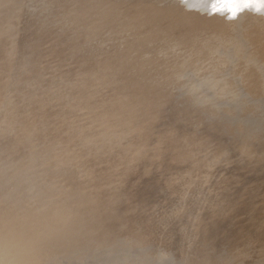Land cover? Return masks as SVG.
I'll list each match as a JSON object with an SVG mask.
<instances>
[{
    "label": "bare ground",
    "instance_id": "bare-ground-1",
    "mask_svg": "<svg viewBox=\"0 0 264 264\" xmlns=\"http://www.w3.org/2000/svg\"><path fill=\"white\" fill-rule=\"evenodd\" d=\"M19 1V0H18ZM27 1H30V0H27ZM27 1L25 3H27ZM52 1V0H50ZM57 1V0H56ZM60 1V0H59ZM91 1V0H90ZM89 0H83L82 3L80 4V6L77 8L76 11H74V13H71V14H68L70 15V18H71V23L74 24L75 26H79L80 24L83 26V23H86L85 26H83V33H82V36H83V39L85 40H88V36L92 35V34H98L100 33V31L102 29H111L114 33L116 32H120L122 30H127V29H130L131 27H133L135 24H137V22H139V20L143 17V9H142V6L141 5H138L137 7H131L127 2H123V1H118V2H114V1H110V0H106L105 2L103 3H99L98 5H93L90 3ZM193 2L190 3V8H192V11H202L203 9H206L208 12H209V7L211 6L212 7V10H210L212 14V16L214 17H217L219 16L218 14H221L223 13L225 15V17H228L229 16H233V13L235 12L237 14L238 11H243L244 10V13H247V14H253L254 12L258 13L256 11L257 8L261 9V11H263L262 9L264 8V0H192ZM24 1H21L20 3H22ZM39 3V1H37ZM42 2V1H41ZM66 2V1H65ZM68 2V0H67ZM73 2V1H72ZM71 2V3H72ZM81 2V1H80ZM19 3V5H20ZM33 3V2H32ZM30 3V4H32ZM36 4V5H39V4ZM49 3V2H48ZM47 3V4H48ZM63 3V1H62ZM69 3V2H68ZM77 3V2H76ZM28 4V3H27ZM35 4V3H34ZM42 4V3H41ZM46 4V3H44ZM55 4V2H54ZM70 4V3H69ZM73 4H75L73 2ZM72 4V6H73ZM35 5V6H36ZM49 5V4H48ZM156 6H158L157 4H155ZM23 6V5H22ZM45 7V5H43ZM52 6V5H51ZM50 6V7H51ZM70 6V5H69ZM71 6V7H72ZM75 6V5H74ZM26 7V6H25ZM24 7V8H25ZM23 9V7H21ZM27 8V7H26ZM29 8V7H28ZM32 8V7H31ZM34 9V8H32ZM37 8V7H36ZM40 8V7H38ZM46 8V7H45ZM47 8H49V6H47ZM46 8V9H47ZM70 8V7H68ZM73 8V7H72ZM75 8V7H74ZM73 8V9H74ZM144 8V7H143ZM66 10H68L67 8H65ZM24 11L28 10V9H23ZM36 10V15L37 16V10L38 9H35ZM34 10V11H35ZM48 10V9H47ZM70 10V9H69ZM24 11H23V14H24ZM25 11V13H26ZM33 11V10H32ZM33 11V13H34ZM46 11V10H45ZM50 11V9H49ZM72 11V9H71ZM22 11H20L19 14H21ZM29 13V11H28ZM44 13V11H43ZM42 11H41V15L43 14ZM68 13V11H67ZM66 13V14H67ZM227 13V14H225ZM21 15L24 17V15ZM32 14V13H31ZM39 14H40V11H39ZM38 14V16H39ZM48 14V13H47ZM56 14V13H55ZM65 14V15H66ZM165 16H167L171 21H173L174 23L180 25V24H184L187 22V20H190L189 18H186L182 21H180L179 17L171 14L170 12H165L163 13ZM30 15V14H29ZM46 15V14H45ZM20 16V17H21ZM26 16H28V14H26ZM25 16V18H26ZM35 16H31L30 17H35ZM37 16V17H38ZM210 16V17H212ZM40 17V16H39ZM43 17L45 16H42V19ZM52 17V16H51ZM54 17V16H53ZM29 18V17H27ZM46 18V17H45ZM48 18V17H47ZM59 18V17H58ZM58 18H54V19H58ZM33 19V18H32ZM38 19V18H37ZM37 19L34 18L33 21H36ZM52 19V18H51ZM50 18H48V20L52 21ZM69 19V17L67 18ZM21 20H23V18H21ZM29 21L31 19H28ZM41 21V19H38V21ZM45 20V19H44ZM70 20V19H69ZM69 20L67 22H69ZM26 21V20H24ZM37 21V22H38ZM47 22V20H45ZM60 21V19H59ZM64 21V20H63ZM65 21H66V18H65ZM226 20L222 21V22H225ZM23 22V21H22ZM49 22V21H48ZM53 22V21H52ZM145 24L144 26L148 23V20L147 18H145ZM25 23V22H23ZM22 23V24H23ZM27 23V22H26ZM55 23V22H53ZM57 23V21H56ZM55 23V25H56ZM144 23V22H143ZM154 23V21H153ZM31 24V23H30ZM33 24V23H32ZM37 24V23H36ZM42 24V23H41ZM58 24V23H57ZM68 24V23H67ZM149 24V23H148ZM147 24V25H148ZM24 25V24H23ZM26 25V24H25ZM24 26H20V30L22 31L23 27ZM49 25V24H48ZM53 25V24H52ZM63 25V24H61ZM61 25H59L61 27ZM162 25V24H161ZM29 26V25H28ZM31 26V25H30ZM34 26H35V22H34ZM38 26V25H37ZM41 26H45V22L44 24H42ZM40 26V27H41ZM72 26V25H71ZM70 26V27H71ZM76 26V27H77ZM80 26V27H82ZM139 26V25H138ZM27 27V26H26ZM46 27H49L46 25ZM57 28V25L55 26ZM63 27V26H62ZM74 27V26H72ZM78 27V28H80ZM150 27V25H149ZM17 28H18V2L16 0H0V264H59L58 260L61 259V262H62V259H64V257L62 256H65L66 260L64 263L66 264H82L83 262H86V260L83 261V258H85L86 256L89 255L90 257V252L91 251H101L102 249L104 250V248L106 247H109V246H106V242H109L110 239L109 238H114V236H116L117 234H120V233H124V232H131L133 230V226H136L137 225H141L142 224V221L140 222V224H137V219L138 217H140L138 214H140L139 212H141V214L145 211H142L138 209L140 208H137L140 205H142V203H139L137 206L134 204L135 201L137 200V197L134 198L133 196H136L137 195V192H136V189H135V192L136 194L134 195V193L132 192L131 194V189H133L134 187H131L126 185V182H129V175L127 176V173L126 172L128 170V167L126 168V165L128 166L130 162L126 161L128 159H126V157H131L132 154L131 153V156H127L129 154V152H135L137 151L138 154H145V153H151V151L149 149L150 146L152 147V145L154 146L153 147V150L156 148H160L161 145H166L167 147H165V150L167 151L166 148L169 149V155L172 153H174L175 155L179 154L181 155H184L182 152V148H186L184 146H180L182 148L179 147V144L178 142L176 143V139H179V138H176V136H173L171 138H168L166 139V137H164L162 134H158V132L160 131H155L154 133H152V129H155L153 128L154 126V120L156 121V116L153 112L154 106H151L150 103L152 104H155V99H157L159 96V92L160 90H157L155 89V87L146 82L145 84L141 83L140 81H138L137 79L135 78H132L131 77V73L130 71L134 70L136 71V66H137V60H138V53L139 51L134 48L136 46H130L127 48L126 52H123L119 55H117V57H114V58H107V59H103L102 61H100L97 65H92V64H96L94 61H92V64L90 65L91 66H98V67H95L97 68V73L96 71H94L92 68H89L90 71L92 72H88L87 70L89 69H83V74L81 75H78L77 73H81L77 70V68H74L73 70V75L75 76H71L72 78L70 79L69 77V81H68V77H67V82L64 81V78L62 81L66 82V83H63L62 85V82L60 81L62 78H60V80H58L56 77L54 78L55 80L57 79L58 81H60L58 83L54 81V82H46L45 86L47 85V89L48 90H45L43 89V91H48L46 93H49V95H42L39 90V92H37L39 95L38 96H35V98H31V97H27V95H29V92H31V87L30 85H32L33 83L38 85L39 82H40V73L43 72V70H46L44 71L42 74H44L45 72H50V67L54 68L53 70H59L60 67H62L64 65V63L70 58H68L66 55H65V52L62 48H64L63 45H65V39L66 37H63V35L59 36L58 34H53L51 32L50 29H47V28H41L42 30L39 29L38 27V30L37 31H41V32H38V33H32V34H35L34 37L30 40L29 37H28V40H29V43L26 42V45H24V47L22 46V42L23 40H19L17 39V34L19 33L17 31ZM34 28V27H33ZM54 28V27H53ZM59 28V27H58ZM152 28V27H151ZM149 28V29H151ZM161 29L157 28L156 29V32L157 33H160V32H163V33H166V35L169 34V32L165 29V28H162L160 27ZM29 29V28H27ZM31 29V28H30ZM37 28H35L36 30ZM68 29V28H66ZM148 29V28H147ZM146 29V30H147ZM19 30V31H20ZM33 30V29H31ZM55 30V29H54ZM58 30V29H57ZM63 30V29H62ZM70 30V29H69ZM80 29H77L76 31L77 32H80L78 31ZM29 31V30H28ZM34 31V30H33ZM67 31V30H66ZM72 29H71V36L74 35V33H72ZM75 31V32H76ZM150 31V30H149ZM255 31V30H254ZM26 33H28L27 31H25ZM35 32V31H34ZM61 32V31H59ZM64 32V31H63ZM74 32V31H73ZM52 33V34H51ZM103 33V32H102ZM111 33V32H110ZM152 33V32H151ZM150 33V34H151ZM248 33L250 35L254 34L253 31H248ZM25 34V33H24ZM70 34V32L68 33V35ZM78 34V33H76ZM81 34V33H80ZM106 34V33H104ZM145 34V33H144ZM153 34V33H152ZM156 34V33H155ZM180 34V33H179ZM187 34V33H186ZM23 35V34H22ZM31 35V34H30ZM184 35V34H183ZM191 35V34H189ZM19 36V35H18ZM25 36V35H24ZM76 36V35H75ZM75 36H72V37H75ZM147 36V35H146ZM161 36V34H160ZM31 37V36H30ZM63 37V38H62ZM69 37V36H68ZM78 37V36H77ZM93 37V36H91ZM90 37V38H91ZM108 37V36H107ZM122 37V36H120ZM119 37V38H120ZM148 37H149V34H148ZM163 37V35H162ZM175 37V36H174ZM237 37L240 38V35H238ZM19 38H21L19 36ZM70 38V37H69ZM68 38V39H69ZM80 38V37H79ZM82 38V37H81ZM109 38V37H108ZM117 39V37H115ZM151 38V37H150ZM153 38V37H152ZM159 38V37H158ZM164 38V37H163ZM162 38V39H163ZM250 42L252 41H255L256 40V36L254 35V37H250ZM22 39V38H21ZM67 39V38H66ZM67 39V40H68ZM72 39V38H71ZM78 39V38H77ZM122 39V38H121ZM161 39V37L159 38ZM158 39V41H159ZM172 39V38H171ZM178 39V38H177ZM186 39V38H185ZM196 39V38H195ZM233 39V38H232ZM66 40V42H67ZM85 40V41H86ZM92 40V39H91ZM109 40V39H108ZM150 40V39H149ZM148 40V41H149ZM179 40V39H178ZM197 40V39H196ZM235 40V41H234ZM73 41H74V38H73ZM77 41V40H76ZM83 41V42H85ZM164 41V40H163ZM163 41H160V42H163ZM168 41V40H167ZM172 41V40H171ZM170 41V42H171ZM70 42V41H69ZM82 42V41H81ZM197 42V41H196ZM229 42V41H228ZM232 43L230 44V48L232 49L231 51H235L237 50L238 48H243L244 46V37H242V39H233L231 41ZM243 42V43H242ZM71 43V42H70ZM74 43V42H73ZM90 43V42H89ZM101 43V42H100ZM148 43V42H147ZM225 43V42H224ZM86 44V43H84ZM91 44V43H90ZM150 44V43H149ZM179 44V43H178ZM185 44V43H183ZM223 44V43H222ZM227 44V43H226ZM152 45V44H151ZM151 45H146V46H150L152 47ZM191 47H194L193 50H195L194 52L201 56V57H205L207 55V52L209 51V47L207 44L205 43H197V45H193V43L190 44ZM68 46V45H67ZM99 46V44H98ZM182 46V45H181ZM186 46V45H185ZM187 46L189 47V43H187ZM149 47V48H150ZM155 47V48H154ZM163 47V46H162ZM77 45L73 48H70L72 49L74 52L77 51ZM84 48V47H83ZM96 48H99L97 47L96 45ZM106 48V47H105ZM147 48V47H146ZM154 49H157L156 45L153 46ZM228 48V47H227ZM230 48H228V50H230ZM80 49V48H79ZM92 49V48H91ZM152 49V48H151ZM161 49V48H160ZM159 49V50H160ZM185 49V48H184ZM81 50V49H80ZM165 50V48L163 49ZM191 50V49H190ZM70 51V50H69ZM88 51V50H87ZM104 51V50H103ZM121 50H118V51H114L113 52H119ZM162 51V50H161ZM184 51V50H183ZM189 51V50H188ZM192 51V50H191ZM227 51V50H226ZM66 52H68V50H66ZM95 52H99V51H95ZM102 52V51H101ZM108 52V51H106ZM138 52V53H137ZM145 52V51H144ZM152 52V51H151ZM163 53H165L164 51H162ZM181 52V51H180ZM73 53V52H72ZM79 53V52H78ZM100 53V52H99ZM116 53V54H117ZM154 53V51H153ZM213 53V52H212ZM225 53V52H224ZM94 54V53H93ZM114 54V53H112ZM192 54V53H191ZM195 54V56H196ZM94 55H98V54H94ZM92 55V56H94ZM107 55V54H106ZM182 55V53H180V56ZM188 55V54H187ZM214 55V54H212ZM211 55V57H212ZM253 53H250L246 59H251L253 57ZM73 56V55H72ZM76 56V55H75ZM74 56V57H75ZM78 56V54H77ZM76 56V57H77ZM99 56V55H98ZM100 56H103V55H100ZM99 56V57H100ZM108 56V55H107ZM149 56V55H148ZM165 56V55H164ZM179 56V58H180ZM189 56V55H188ZM224 56V55H223ZM80 56H78L79 58ZM106 57V56H105ZM158 58H160V56H157ZM192 57V56H191ZM194 57V56H193ZM216 57V56H214ZM232 57V56H231ZM230 57V58H231ZM256 57V56H255ZM73 58V57H72ZM95 58V57H94ZM97 58V56H96ZM178 58V59H179ZM199 58V57H198ZM75 59V58H74ZM77 59V58H76ZM99 59V58H98ZM173 59V58H172ZM194 59V58H193ZM197 59V57H196ZM195 59V60H196ZM204 59V58H203ZM207 59V58H206ZM205 59V60H206ZM212 59V58H211ZM73 60V59H72ZM82 60H83V57H82ZM95 60V59H94ZM156 61V58L154 59ZM159 60V59H157ZM186 60V59H185ZM192 60V58L190 59ZM204 60V62H206ZM216 60V59H215ZM214 60V61H215ZM229 60V59H228ZM69 61V60H68ZM76 61V60H75ZM78 61V60H77ZM88 61V60H87ZM146 61V60H145ZM150 62L148 63H155L154 61L151 62V58L150 60H148ZM161 61V60H159ZM173 61V60H172ZM187 61V60H186ZM198 61V60H196ZM71 62V60H70ZM83 62V61H82ZM85 62V61H84ZM83 62V63H84ZM158 62V61H157ZM180 62V60H179ZM178 62V63H179ZM191 62V61H190ZM190 62H180V64L182 63H185V66H189V63ZM233 62V61H232ZM147 63V62H145ZM144 63V64H145ZM159 63V62H158ZM161 63V62H160ZM89 64V63H87ZM156 64V63H155ZM187 64V65H186ZM192 64V63H191ZM190 64V65H191ZM204 64V63H203ZM202 64V66H203ZM69 65V64H67ZM78 66V64H76ZM81 65V64H79ZM142 65V63H141ZM147 66V64H145ZM207 65V64H206ZM71 66H72V63H71ZM70 66V67H71ZM74 66V65H73ZM87 65H85L86 67ZM150 66V65H149ZM155 66V65H154ZM184 66V67H185ZM194 66V64L192 65ZM241 66V65H240ZM66 67V66H65ZM69 67V68H70ZM76 67V66H75ZM148 67V66H147ZM152 67V66H151ZM177 66L175 67V71H177ZM182 67V66H180ZM191 67V66H190ZM188 67V68H190ZM196 67V66H194ZM208 67V66H207ZM212 67V66H211ZM243 67V66H242ZM94 68V69H95ZM143 68V67H142ZM174 68V67H173ZM177 68V69H176ZM187 68V69H188ZM200 68V67H199ZM62 69L64 70V67H62ZM66 70L68 69L65 68ZM76 69V70H75ZM92 69V70H91ZM144 69H145V66H144ZM143 69V71H144ZM239 69V68H238ZM237 69V70H238ZM52 70V69H51ZM71 70V68H70ZM81 70V69H80ZM148 70V69H147ZM179 70V69H178ZM191 71L193 70L192 68L190 69ZM210 71V69H208ZM61 70H59L60 72ZM78 71L76 74H74V72ZM189 71V69H188ZM190 71V72H191ZM194 71V70H193ZM196 71V70H195ZM197 71H198V68H197ZM204 71V70H203ZM219 72H221L220 70H218ZM242 71V70H241ZM53 72V71H52ZM55 72V71H54ZM53 74H57V72H55ZM62 72V71H61ZM60 72V73H61ZM155 72V71H154ZM173 72V71H172ZM171 72V74H173ZM206 72V70H205ZM223 72V71H222ZM229 72V71H228ZM239 72V71H238ZM237 72V73H238ZM68 73V72H67ZM65 73V74H67ZM71 73V72H69ZM157 73V72H155ZM168 73V72H167ZM179 73V72H178ZM185 73V72H184ZM182 72V74H184ZM201 72L199 73H196V75H199ZM203 73V72H202ZM201 73V74H202ZM208 73V72H207ZM214 73V72H213ZM231 73V72H230ZM236 73V72H235ZM41 74V75H42ZM53 74H51V78H53ZM59 74V73H58ZM62 74H64V72H62ZM62 74H59L60 76ZM176 74V73H175ZM174 74V76H175ZM240 74V73H239ZM48 75V74H46ZM72 75V74H71ZM151 75V74H150ZM155 75V74H153ZM178 75V74H176ZM187 75V73L185 74ZM184 75V76H185ZM190 75V73H189ZM231 75V74H230ZM63 76V75H62ZM158 76V75H157ZM168 76V75H167ZM173 76V75H171ZM188 76V75H187ZM208 76V75H206ZM212 76V75H210ZM228 76V75H227ZM48 77H50L48 75ZM47 77V78H48ZM156 76H154L155 78ZM179 77V75H178ZM190 77V76H189ZM219 77V76H218ZM241 77L242 74H241ZM41 78V77H40ZM44 78V76L42 77ZM41 78V80H43ZM66 78V76H65ZM151 78V77H150ZM167 78V77H165ZM170 78V77H168ZM167 78V79H168ZM184 78V77H183ZM191 78V77H190ZM198 78H201L198 76ZM197 78V79H198ZM232 78V76L230 77ZM46 79V78H44ZM149 79V78H148ZM153 79V78H152ZM157 79H159L157 77ZM178 79V78H177ZM181 79V78H180ZM194 79V77H193ZM202 79V78H201ZM49 80L51 81V79L49 78ZM66 80V79H65ZM75 80V81H74ZM175 80V79H174ZM183 80V79H182ZM187 80V79H186ZM195 80V79H194ZM237 80V79H236ZM160 81V80H159ZM204 80H202L203 82ZM214 81V80H213ZM232 81V80H231ZM235 80L233 79V82ZM42 82H45L44 80ZM157 82V81H156ZM181 82V80H180ZM186 82V81H185ZM184 82V83H185ZM188 82V81H187ZM190 82V81H189ZM192 82V81H191ZM236 82V81H235ZM244 82V80H243ZM61 83V84H60ZM161 82H159L160 84ZM167 83V82H166ZM183 83V84H184ZM193 83V82H192ZM215 83V82H214ZM218 82H216L217 84ZM33 84V85H34ZM43 84V83H42ZM65 84V85H64ZM187 84V83H186ZM195 83H193L194 85ZM215 84V86H216ZM244 84V83H243ZM247 84V83H246ZM35 85V86H36ZM177 85V83H176ZM175 85V87H176ZM179 86L181 84H178ZM177 85V86H178ZM196 85V84H195ZM206 85V84H204ZM213 85V83H212ZM245 85V84H244ZM30 86V87H29ZM40 86V85H39ZM38 86V87H39ZM44 86V87H45ZM172 86V85H171ZM190 87V85H188ZM208 86H211L208 85ZM207 86V87H208ZM238 85L236 84V87ZM256 90L259 89L260 87V84H255L254 85ZM185 87V86H183ZM192 87V85H191ZM195 87V86H193ZM192 87V88H193ZM197 87V86H196ZM246 87V86H245ZM37 88V87H36ZM41 88V87H40ZM124 88H130L131 89V92H132V97L130 96V94L128 95V97L130 96V98H126L123 94H122V90ZM191 88V89H192ZM198 88V87H197ZM206 88V87H205ZM211 88V87H210ZM214 88V87H213ZM244 88V87H243ZM108 89L110 93L106 92L108 95L107 97L105 96V93L101 92L103 90H106ZM165 89V88H164ZM187 89V88H186ZM199 89V88H198ZM197 89V90H198ZM214 91L215 94L213 95V97H211L210 99L206 100V92L204 93L201 92L199 93V90L197 93L196 96V101H194L196 103V105L194 106V108L196 109V114H193V112H189L188 113H192L193 116L194 115H197V130L195 132L194 130V133H196V135L194 136L193 139H195V141L200 140L203 144V141L207 140V138H211L212 137V134L213 132L216 130L217 127L220 126V124L222 123V121L224 120L222 116L223 114L222 113H219L218 110L217 112L215 111L214 108H218V104L220 102V99L221 97L218 96L219 95H226L228 93L227 89L225 87H221L218 89V92H216L217 90V87L214 88ZM238 89V88H237ZM246 89V88H245ZM248 89V88H247ZM42 90V89H41ZM50 90V91H49ZM196 90V89H194ZM36 91V89H35ZM38 91V89H37ZM44 91V92H45ZM62 91V94L61 92ZM180 91V90H179ZM245 91V90H244ZM243 91V92H244ZM34 92V90H33ZM130 92V91H129ZM189 92V91H188ZM194 92V91H193ZM195 92V94H196ZM32 93V92H31ZM36 93V94H37ZM101 93V94H100ZM102 93L104 95H102ZM176 93V92H175ZM184 93V92H183ZM190 93V92H189ZM218 93V94H217ZM34 94V93H33ZM33 94L31 96H33ZM44 94V93H43ZM64 94V95H63ZM191 94V93H190ZM242 94V93H241ZM102 95V96H101ZM163 95V94H162ZM181 95V94H179ZM186 95V94H185ZM210 95V94H208ZM240 95V94H239ZM105 96V97H103ZM182 96H184L182 94ZM189 96V95H188ZM192 96V97H193ZM174 97V96H173ZM171 97V98H173ZM180 96H178L179 98ZM246 97V96H245ZM108 98V99H107ZM177 98V99H178ZM188 98V97H186ZM247 98V97H246ZM245 98V99H246ZM163 99V98H162ZM169 99V98H168ZM176 99V97H175ZM233 100V98H231ZM244 99V100H245ZM170 100V99H169ZM183 100V99H182ZM181 100V101H182ZM243 100V99H242ZM171 101V100H170ZM169 101V102H170ZM180 101V100H179ZM180 101V102H181ZM187 101V100H185ZM246 101V100H245ZM245 101H242L243 103ZM263 100H261L260 103H262ZM176 102V100H175ZM183 102V101H182ZM241 102V100H240ZM239 100H238V103H240ZM241 102V103H242ZM251 103V99L249 101ZM249 102H247L248 104H250ZM254 102V101H253ZM252 102V103H253ZM166 103V102H165ZM194 103V104H195ZM245 103L244 105L247 106ZM251 103V109L254 107L255 105V108L256 110L254 111H257V107H256V104H252ZM255 103V102H254ZM173 104V103H172ZM170 102V107H173ZM182 104V103H181ZM186 104V103H185ZM191 104V103H190ZM259 104V103H258ZM257 106L259 107L260 105ZM156 105V104H155ZM168 105V103H167ZM174 105V104H173ZM188 105V104H187ZM193 105V104H192ZM218 105V106H217ZM237 105L241 107L240 104H237L232 106L230 109H229V117L232 116V112L237 108ZM253 105V106H252ZM169 106V105H168ZM262 106L264 107V105L262 104ZM190 106H188L187 109H190L189 108ZM243 107V105H242ZM241 107V108H242ZM261 107V106H260ZM177 108V107H176ZM175 108V109H176ZM184 108V107H182ZM244 109L246 107H243ZM242 108V109H243ZM262 108V107H261ZM261 108H259V112L261 111ZM174 109V110H175ZM179 108H177L178 110ZM186 109V108H185ZM183 109V110H185ZM221 109V108H220ZM250 113L252 111V113H254V115L258 112H253V110L250 109L249 105H248V108H246V110H242L243 111H247ZM182 111V109L180 110ZM180 111H179V114H180ZM192 111V110H191ZM215 111V112H214ZM172 112V111H171ZM184 113L186 112L187 113V110L186 111H183ZM245 113L246 115L248 114ZM164 113V112H162ZM182 113V112H181ZM263 113V111H262ZM178 114V113H177ZM183 114V113H182ZM243 114V113H242ZM251 114V113H250ZM258 114V113H257ZM184 117H185V114H183ZM188 115V114H186ZM190 115V114H189ZM244 115V114H243ZM253 115V114H251ZM250 115V116H251ZM260 116L262 114H259ZM163 116V115H162ZM162 116L160 115L159 117L162 118ZM180 116V115H178ZM257 116V115H256ZM260 116H258L260 118ZM264 116V115H262ZM190 116H188V119ZM228 117V118H229ZM166 118V117H165ZM172 118V117H171ZM187 118V117H186ZM185 118V119H186ZM253 118V117H252ZM255 118V116H254ZM253 118V120H254ZM169 118H167L168 120ZM185 119H183V121H185ZM193 119V118H192ZM195 119V118H194ZM233 119V118H232ZM256 119V118H255ZM263 119V117H262ZM261 119V120H262ZM158 120V119H157ZM163 120V119H161ZM196 120V119H195ZM258 120V118L256 119V121ZM178 121V119H177ZM191 121V120H190ZM193 123H194V120H192ZM160 122V120H159ZM166 122V120H165ZM188 122V121H187ZM185 122V124H188V123H191V122ZM260 122V121H258ZM263 122H260L259 123V127H261V129L258 131H262L264 132V127H263ZM162 123V122H161ZM168 123V122H166ZM170 123V122H169ZM181 123V121H180ZM156 124V123H155ZM165 123H163L164 125ZM178 124V122H177ZM176 124V125H177ZM185 124L183 126H185ZM192 124V123H191ZM191 124L190 126L188 125L187 126V129H189L191 127ZM256 124V123H255ZM167 125V124H166ZM165 125V126H166ZM180 125V124H179ZM195 125V123L193 124ZM138 126L137 129L140 130L143 129V132L144 133H148V134H144V133H139V134H143L144 136L147 135H151L157 133V136H149V137H158L157 140H156V144H149L148 142L151 140L149 137V141H143L142 142H145V143H142L141 146L137 144H134L135 142L129 140L128 136L132 133L131 131L134 130V127ZM162 127V125H160ZM168 126V125H167ZM166 126V127H167ZM182 126V125H181ZM182 128H186L183 127ZM140 127V128H139ZM155 127V126H154ZM169 127V126H168ZM189 127V128H188ZM231 127V126H230ZM156 128H160V127H156ZM164 128V126H163ZM169 128H172V127H169ZM180 128V127H179ZM178 128V129H179ZM181 128V130L183 131V129ZM196 128V127H195ZM161 130H163L162 128H160ZM187 129H185L186 131H188ZM191 129V128H190ZM250 129V128H249ZM138 130V131H139ZM156 130V129H155ZM159 130V129H158ZM166 129H164V132H165ZM141 131V130H140ZM154 131V130H153ZM170 131V130H169ZM131 132L129 135L128 133ZM163 132V131H162ZM230 132V131H229ZM228 132V133H229ZM150 133V134H149ZM161 133V132H160ZM167 133V132H166ZM173 133V132H172ZM171 133V135H172ZM179 132H175V134H178ZM187 134H189V137L194 135L188 132H186ZM185 133V134H186ZM134 134H135V131H134ZM133 134V135H134ZM138 134V133H136ZM138 134V135H139ZM165 134V133H164ZM174 134V133H173ZM179 134H182L179 133ZM184 134V132H183ZM230 134V133H229ZM240 134V133H239ZM243 134V133H242ZM262 134V133H261ZM260 134V135H261ZM128 135V136H127ZM167 135V134H166ZM252 135V134H251ZM256 135V134H255ZM264 135V134H263ZM262 135V136H263ZM135 136V135H134ZM137 136V135H136ZM140 136V135H139ZM137 136V137H139ZM143 136V137H144ZM146 136V137H147ZM168 136V135H167ZM181 137L183 135H178V137ZM186 136V135H184ZM183 136V137H184ZM188 136V135H187ZM186 136V138H187ZM143 137H141L140 139H142ZM170 137V136H169ZM242 137V136H241ZM245 137V135L243 136ZM251 137V136H250ZM249 137V138H250ZM126 138H128V140L130 142H132L135 147L137 146V149L134 148V145H132L133 147L131 146H126L124 145L123 143L126 141ZM133 138V137H132ZM222 138V137H221ZM228 138V134H227V137ZM252 138V137H251ZM257 138V137H256ZM258 141V139H256ZM261 138V137H260ZM131 139V138H130ZM145 139V138H144ZM181 139V138H180ZM189 139V138H188ZM186 139V140H188ZM135 140V138H134ZM137 140V139H136ZM184 139L182 138V141ZM185 140V142H186ZM191 140V139H190ZM227 140V139H226ZM245 140V139H244ZM243 140V141H244ZM247 140V138H246ZM245 140V141H246ZM254 140V139H253ZM263 140V139H262ZM161 141V142H159ZM180 141V140H179ZM218 141V140H217ZM244 141V142H245ZM248 141V140H247ZM260 141V140H259ZM258 141V143H259ZM137 142L139 143L140 140ZM154 142V141H153ZM185 142L183 144H185ZM224 142V141H223ZM243 142V144H244ZM126 143V142H125ZM129 144V142H127ZM130 143V144H132ZM151 143V141H150ZM155 143V142H154ZM222 143V142H219V144ZM225 143V142H224ZM230 143V142H229ZM240 143V142H239ZM250 143V141L247 142V144ZM254 143V142H253ZM264 143V141H263ZM262 143V145H263ZM123 144V145H122ZM127 144V145H128ZM217 144V145H219ZM232 145V143H230ZM236 144V143H235ZM238 144V143H237ZM242 144V145H243ZM177 145L179 148H177ZM181 145V144H180ZM204 145V144H203ZM208 145V143L206 144ZM205 145V146H206ZM225 145V144H224ZM228 146V144H226ZM225 145V146H226ZM246 145V144H245ZM260 145V143H259ZM258 145V146H259ZM140 146V147H139ZM195 146V145H194ZM223 146V147H225ZM244 146V145H243ZM247 146V145H246ZM243 147L242 149V153L244 151V148L246 149L247 152H244V156L246 155V153H249V149H252V148H256V147H252V148H247ZM139 147V148H138ZM163 146H161L162 148ZM163 147V149H164ZM188 147V146H187ZM208 147V148H207ZM219 147V146H218ZM239 147V145L237 146ZM242 147V146H240ZM239 147V148H240ZM204 146H202L201 144L198 145V149L195 153V167L197 168V170H202L203 174H201L199 177H197V180H202V179H205L204 178V175L205 177H209L211 172H212V167L215 166V163L213 162L212 164V159L216 156L213 157V153H208L210 154V159H209V155L206 153L204 154L205 152H203ZM205 148H207L208 151H210V146H206ZM230 148V147H229ZM262 148V147H261ZM260 148V149H261ZM183 149V150H184ZM218 149V148H216ZM222 150V148H220ZM259 149V147H258ZM259 149V150H260ZM264 149V148H263ZM234 149H232L233 151ZM238 150V149H236ZM241 150V148H240ZM258 150V151H259ZM161 151V150H160ZM165 151V152H166ZM179 151V152H178ZM182 151V152H181ZM207 151V152H208ZM212 151V149H211ZM228 151V149H227ZM254 151H256V153L258 152L257 150L254 149ZM262 151V149H261ZM153 153L154 152H157L156 150L155 151H152ZM161 152H164L161 151ZM214 152V151H213ZM218 152V151H217ZM221 154H222V151H219ZM218 152V156L221 155L219 154ZM234 152H236L234 150ZM241 152V151H240ZM253 152V151H252ZM250 151V153H252ZM264 153V151H262ZM136 153V152H135ZM159 153V152H158ZM186 153V152H185ZM225 153V152H224ZM223 153V154H224ZM230 153V151H229ZM229 153L227 155H229ZM238 153V152H237ZM236 153V154H237ZM249 153V156H253V153L250 155ZM254 154L253 157L256 158V155H258L260 153L261 155V152L257 153V154ZM137 154V155H138ZM163 154V153H162ZM171 154V155H172ZM212 154V155H211ZM217 154V153H216ZM234 154V153H233ZM235 154V155H236ZM243 154H239L240 156L243 155ZM111 155H114V156H118L117 158H111V157H108V156H111ZM156 155V153H155ZM160 155V153H159ZM170 155V156H171ZM238 155V154H237ZM263 156H260V157H264V154H262ZM162 156V155H161ZM168 156L166 155V153L164 154L163 158L165 159V157ZM176 155V157H178ZM211 156H212V159H211ZM248 155H246V157H249ZM259 156V155H258ZM152 157H153V154H152ZM169 157V156H168ZM175 157V158H176ZM222 157V155L220 156ZM223 157H225V154L223 155ZM232 158V155L229 156ZM237 156L233 157V158H236ZM242 157V156H241ZM245 157V158H246ZM259 157V158H260ZM134 158V157H132ZM137 158V159H136ZM155 158H158V157H155ZM155 158L153 160H155ZM160 158V157H159ZM162 158V159H163ZM174 158V157H173ZM175 158L172 160L173 162V166H174V161H175ZM184 158V159H183ZM182 159L184 161L187 162V160H185V155ZM218 158V157H217ZM230 158V159H231ZM232 158V159H233ZM239 158V156L237 157V159ZM250 158V157H249ZM258 158V157H257ZM256 158V159H257ZM108 159V160H107ZM110 159V160H109ZM114 159H117L116 162L112 161ZM136 161L139 160L138 157H135ZM146 159V158H144ZM157 160V162L159 161V163L161 164V162H163V160ZM169 159V158H168ZM167 159V160H168ZM178 158H176V161L178 163ZM181 159V161H182ZM216 159V158H214ZM229 159V160H230ZM231 159V160H232ZM236 159V160H237ZM256 163L255 165H257V168L258 166L260 165L259 168H261V172H262V162L261 164H257L258 160H256ZM261 159V158H260ZM142 159H140L141 161ZM152 160V163L154 162ZM171 160V159H169ZM169 160H168V163H169ZM180 160V158H179ZM223 161L225 160V158L222 159ZM246 160V159H245ZM249 163V159H247ZM246 160V161H247ZM254 160V158L252 159ZM252 160L250 159V161L252 162ZM95 161V162H94ZM106 161H112L111 163L112 164H108ZM134 161V160H133ZM132 161V162H133ZM135 161V162H136ZM140 161L138 163H135L136 165L138 164V166L140 167ZM161 161V162H160ZM166 159L164 160L163 163H166L165 162ZM175 161V163H176ZM180 161V165L182 164ZM215 161V160H213ZM218 161H221V160H218ZM218 161H215L217 162L216 165L218 166ZM233 161V160H232ZM239 161V160H238ZM243 161H244V158H243ZM262 161L264 162V160L262 159ZM94 162V163H93ZM103 162H106L105 163V166L106 164L108 166H104L103 167ZM128 162V163H127ZM149 162H151L149 160ZM156 162V160H155ZM156 162V163H157ZM171 162V161H170ZM103 163V164H102ZM110 163V162H109ZM126 163V164H125ZM150 163V164H152ZM155 163V165H156ZM162 163V164H163ZM221 163V162H220ZM226 163V162H225ZM241 164V162H239ZM243 163V162H242ZM142 167L144 166V160L142 161ZM149 164V163H148ZM147 164V165H148ZM150 164L148 165L150 167ZM167 164V163H166ZM171 164V163H170ZM187 166V163H184L183 162V165L184 166L183 168H185V165ZM228 164V163H227ZM250 166H254L251 165L252 163H249ZM147 165L145 164V168H149L147 167ZM158 165V164H157ZM179 165V163H178ZM189 165V164H188ZM242 165V164H241ZM130 166V165H129ZM132 167H134L135 165L132 164L131 165ZM130 166V172H131V167ZM159 166V165H158ZM162 166V165H161ZM164 166V165H163ZM165 166H168V165H165ZM172 166V164H171ZM177 166V165H176ZM221 166V165H220ZM219 166V167H220ZM223 166H226L225 164L222 165ZM234 166V165H233ZM240 166V165H239ZM247 166V165H246ZM250 166H247L250 168ZM100 167V169H99ZM101 167L103 169H101ZM141 167V168H142ZM151 167H153L151 165ZM156 167V166H154ZM170 167V166H169ZM168 167V168H169ZM175 167V166H174ZM216 167V166H215ZM213 167V169L215 168ZM241 168H244L242 166H240ZM136 168H138L136 166ZM135 168V169H136ZM159 167H157L156 169H158ZM161 168V167H160ZM159 168V170L157 171V173L159 171H161ZM163 168V167H162ZM171 168V167H170ZM169 168V170H170ZM173 168V167H172ZM187 168V167H186ZM226 168V167H225ZM228 168V166H227ZM255 167L251 168V169H254ZM154 169V168H153ZM174 169V168H173ZM172 169V170H173ZM179 169V168H178ZM182 169V168H181ZM216 169H218L216 167ZM221 169V167H220ZM224 169V167H223ZM229 169V168H228ZM227 169V170H228ZM232 169V168H231ZM245 169V168H244ZM256 169V168H255ZM255 169L253 172H255ZM134 170V168H133ZM132 170V171H133ZM139 169H137L136 171H138ZM151 170V169H150ZM147 169V172L150 171ZM167 170V169H166ZM236 170V169H235ZM234 170V171H235ZM257 170V169H256ZM259 169L257 170L259 174H262ZM129 171V170H128ZM135 171V170H134ZM133 171V172H134ZM135 171V172H136ZM144 171V173H143ZM153 170H151L152 172ZM156 171V170H155ZM164 171V170H163ZM177 175H178V172L179 174H181L180 170H177ZM188 171V170H187ZM186 171V172H187ZM215 172V170H213ZM222 171V170H221ZM239 171V169H238ZM129 172V173H130ZM175 172V171H174ZM172 173V171L169 173L168 172V176L172 173L173 175H176L175 173ZM185 170L183 171V173H186ZM190 172V171H189ZM225 172H226V169H225ZM249 172V170H248ZM246 171V173H248ZM252 172V175L255 176V173L253 174ZM140 173V172H139ZM143 174H145L147 176V174L145 173V169L142 170ZM153 173V172H152ZM150 173V174H152ZM167 173V172H166ZM217 174V172H215ZM219 173H220V170H219ZM223 173V171H222ZM131 174L135 175V173H132ZM148 174V175H150ZM153 174H156L155 172ZM163 172H160V174H156V175H162L163 176ZM188 174V173H187ZM213 174V173H212ZM226 174V173H225ZM236 174V173H235ZM234 174V175H235ZM248 178L250 176V172L248 173ZM257 174V172H256ZM258 174V177L261 176ZM130 175L131 177H134ZM173 175H171V177H173ZM176 175V176H177ZM215 174H213L214 176ZM228 175V174H227ZM227 175L223 176L222 177H219V175H215V179L219 180V178H223V177H227ZM239 175V174H238ZM237 175V176H238ZM251 175V176H252ZM264 175V174H263ZM124 176H126L127 181H125V178ZM136 176V175H135ZM151 176V175H150ZM165 176V174H164ZM183 175H179V179L182 178ZM191 176V175H189ZM216 176H218V178H216ZM247 175L245 174V177ZM253 176V177H254ZM143 179H144V175H142ZM153 177H155L153 175ZM158 177V176H157ZM156 177V179H157ZM175 177V176H174ZM173 177V178H174ZM187 177V176H186ZM244 177V176H243ZM252 177V178H253ZM152 178V177H151ZM161 178V176L159 177ZM167 178H170V177H167L166 175V179ZM185 178V177H183ZM188 178V177H187ZM213 178V177H212ZM239 178V177H238ZM242 178V177H241ZM240 178V179H241ZM256 178H257V175H256ZM260 178V177H259ZM147 179V177H146ZM163 179V177H162ZM165 179V180H166ZM175 179V178H174ZM210 178H208V180H210ZM225 180V178H223ZM237 179L236 175H235V180ZM239 179V180H240ZM263 179V178H262ZM133 180V179H132ZM152 180V179H151ZM159 181V179H157ZM157 180L155 181H152V183L154 182H157ZM168 180V179H167ZM166 180V183H169V181L167 182ZM172 180V178H171ZM189 180V179H188ZM206 180V179H205ZM203 180V181H205ZM216 180V181H217ZM222 181L223 183L226 181ZM228 180V179H227ZM238 180V181H239ZM250 179H248V181H250ZM258 180V179H256ZM255 180V181H256ZM12 181H17L21 186L22 183H31L32 186H34V189L31 188V189H28V190H31L29 191L30 193L32 192V194H30L27 190V188H25L27 190V194L30 195L31 197V204H32V200L34 201L33 203H37L36 205L33 204V206L35 205L37 208L34 209V207H32L33 209H27V206H25L26 204H30V201L28 202L27 199L25 200L24 198L25 197V189H23L22 191L23 192H20V196L21 195H24L23 197L21 196L18 197V188L15 186L13 188V190H11L10 192H4L2 193L1 195V192L2 190L5 188V186L9 183V182H12ZM144 181V180H143ZM173 181V180H172ZM177 181L176 179L174 180V182ZM184 182V180L181 179V182ZM187 181V180H186ZM207 181V180H206ZM205 181V182H206ZM215 181V180H214ZM215 181V182H216ZM220 181V180H219ZM242 181V179H241ZM260 181V180H259ZM132 182V181H131ZM134 182V181H133ZM132 182V183H133ZM147 182V181H146ZM151 182V181H150ZM164 182V181H163ZM162 182V183H163ZM171 182V181H170ZM182 182V183H183ZM201 182V181H199ZM204 182V187L208 185H210V181H208V183L205 184ZM222 182H219L217 184H221ZM227 183H229L228 181H226ZM237 182V180H236ZM243 182L246 183V181L243 180ZM252 182V180H251ZM254 182V181H253ZM257 182V181H256ZM136 183V181H135ZM161 183V182H160ZM159 183V184H160ZM165 183V182H164ZM176 184L179 183V182H175ZM203 183V182H202ZM258 183V182H257ZM158 184V182H157ZM170 184V183H169ZM169 184L167 186H169ZM189 184V183H188ZM248 184H250L249 182H247V186ZM255 184V182H254ZM259 186H260V183H258ZM262 185H264L263 183H261ZM30 185V184H28ZM133 186L135 185L134 183L132 184ZM181 185V183H180ZM184 188L186 187V184H184ZM206 185V186H205ZM227 185V184H226ZM225 185V186H226ZM229 185V184H228ZM31 186V187H32ZM140 186V185H139ZM160 186V185H159ZM162 186V184H161ZM165 186V185H163ZM173 186L172 184L169 186V188ZM176 186V185H174ZM173 186V187H174ZM211 186V185H210ZM218 186V185H217ZM221 187H219L220 189L222 188V186L224 187V184L220 185ZM251 187V185H249ZM253 186V185H252ZM256 186V184H255ZM254 186V187H255ZM258 186V187H259ZM23 187V185H22ZM25 187V186H24ZM29 187V186H28ZM131 187V189H130ZM138 187V186H136ZM177 187V186H176ZM179 187V186H178ZM183 187V184L182 186ZM189 187V186H188ZM202 187V186H201ZM252 187V188H254ZM263 187V186H262ZM140 188V187H138ZM165 188V187H163ZM184 188H182V190H184ZM207 188H210V187H206ZM212 188V187H211ZM210 188V189H211ZM216 188V187H215ZM213 187V189H215ZM218 188V187H217ZM227 188V186H226ZM239 188V187H238ZM12 189V188H11ZM144 189V188H143ZM156 189V188H155ZM171 189V188H170ZM180 189V188H178ZM187 189V187H186ZM200 189V187H199ZM205 189V191H206ZM212 189V190H213ZM236 189V188H235ZM241 190L243 189L240 188ZM248 189V188H247ZM251 189V188H250ZM248 190V191H252L251 190ZM255 189V188H254ZM257 189V188H256ZM255 189V190H256ZM260 189H261V186H260ZM134 190V189H133ZM142 190V189H140ZM165 190V189H164ZM167 190V189H166ZM204 190V189H201V191ZM208 190V189H207ZM216 190V189H215ZM223 190V188H222ZM244 190V189H243ZM262 192H264V188L261 189ZM21 191V190H20ZM137 191H139L137 189ZM148 191V190H147ZM159 191V189H158ZM161 191V189H160ZM169 191V189H168ZM172 191V189H171ZM170 191V192H171ZM174 191H175V188H174ZM173 191V192H174ZM181 191L178 190V193ZM226 191V190H225ZM236 191H239V190H236ZM235 191V192H236ZM258 191V189H257ZM256 191V192H257ZM260 191V190H259ZM258 191V192H259ZM145 192V191H144ZM153 192V191H152ZM162 192V191H161ZM168 192V195L169 197H172L173 194L171 192L172 195H170ZM182 192V191H181ZM180 192V193H181ZM184 194L186 193V190L183 191ZM188 192V191H187ZM200 192V191H199ZM204 192V191H202ZM201 192V193H202ZM211 192V191H210ZM210 192H208V194H210ZM214 192V191H213ZM212 192V193H213ZM217 192V190H216ZM219 192V191H218ZM257 192V193H258ZM262 192L258 193V194H261ZM22 193V194H21ZM24 193V194H23ZM163 193V192H162ZM167 193V192H166ZM177 192L175 191V194L174 195H177L176 194ZM179 193V195H180ZM192 194V192H190ZM197 193V191H196ZM200 193V194H201ZM206 193V192H204ZM221 193V192H220ZM218 193V198H216V194H215V202L217 199H219V194ZM224 193V192H223ZM250 193V192H249ZM257 193H256V196H257ZM6 194H10V195H6ZM139 194V193H138ZM141 194H144V193H141ZM148 194V193H147ZM165 194V193H164ZM149 195V194H148ZM148 195L147 198H148ZM151 195V193H150ZM155 195V194H154ZM153 195V197H154ZM157 195V194H156ZM155 195V196H156ZM166 195L165 197L168 198ZM183 195V194H182ZM181 195V196H182ZM188 195V194H187ZM197 195H199V193H197ZM196 195V196H197ZM202 195V194H201ZM220 195H223V194H220ZM238 195V193H237ZM243 195V192L240 193V196ZM246 195V194H245ZM251 195V193H250ZM185 195H183L184 197ZM190 196V195H188ZM188 196L186 197L187 200L189 198H191L193 196H190L188 198ZM195 196V194H194ZM204 196V197H203ZM202 196V199H205V196L206 194H203ZM208 196V195H207ZM206 196V197H207ZM239 196V195H238ZM252 196V195H251ZM261 196H263L261 194ZM151 197V196H150ZM178 197V196H176ZM175 197V198H176ZM180 197V196H179ZM199 197V196H197ZM211 197L212 194H211ZM237 197V196H236ZM253 197V196H252ZM260 197V196H259ZM259 197H255V199H259ZM20 198V199H19ZM28 199L29 196L27 197ZM142 198V197H141ZM164 198V197H163ZM161 198V199H163ZM173 198V197H172ZM172 198H169L171 200H173ZM208 198V197H207ZM223 198H225L223 196ZM222 198V199H223ZM242 198H246V197H243ZM249 200L251 197H248ZM262 198V197H261ZM264 198V197H263ZM139 199V198H138ZM145 199V198H144ZM151 199V198H150ZM154 199V198H153ZM182 199V198H180ZM185 199V198H184ZM192 199H194L192 197ZM191 199V200H192ZM198 199V198H197ZM195 199V201L197 200ZM214 199V198H213ZM237 199V198H236ZM253 200L254 201H257ZM135 200V201H134ZM156 200V199H154ZM167 200V199H166ZM166 200L163 199L164 201V205L167 206L166 203ZM187 200L186 202L184 200H182L185 204H187ZM248 200V199H247ZM142 201V200H141ZM146 201V200H145ZM157 201V200H156ZM159 201V199H158ZM157 201V202H158ZM175 201V200H174ZM176 201H179V198L177 200L176 198ZM193 202H195L194 200H192ZM191 201L192 205L194 204L193 202ZM199 201V199H198ZM197 201V202H198ZM204 201V200H203ZM206 201V199H205ZM251 201V200H250ZM252 201V202H254ZM264 201V199H263ZM151 202V201H150ZM156 202V203H157ZM202 202V201H201ZM214 202V201H213ZM220 202V199L219 201ZM224 202V200H223ZM243 202V201H242ZM259 202V201H258ZM261 202V201H260ZM26 203V204H24ZM137 203V202H136ZM148 203V202H147ZM181 203V202H180ZM179 203V204H180ZM190 201H189V204H191ZM200 203V202H199ZM198 203V204H199ZM226 203V202H225ZM249 203V201H248ZM264 203V202H261V204ZM161 204V203H160ZM174 204V203H173ZM177 204V203H176ZM207 204V203H206ZM205 204V206H206ZM217 205V203H215ZM245 204V203H244ZM247 204V203H246ZM245 204V205H246ZM249 204H252V203H249ZM249 204H247L249 206ZM257 203L256 202V206H257ZM145 205V203H144ZM149 205V204H148ZM151 205V204H150ZM149 205V206H150ZM158 205V204H157ZM156 205V206H157ZM162 205V204H161ZM160 205V206H161ZM170 205V204H169ZM181 205L183 204H180V206L177 204V207L179 206V209L181 207ZM189 206L188 205L185 207L183 206L182 211H184L183 209H190V207L192 208L193 206ZM219 205V204H218ZM226 206H228L227 204H225ZM244 205V206H245ZM148 206V207H149ZM155 206V205H154ZM153 206V207H154ZM155 206V207H156ZM159 206V205H158ZM157 206V207H158ZM159 206V207H160ZM204 205H202L203 207ZM220 206V205H219ZM222 206V204H221ZM230 206V205H229ZM247 206V207H248ZM251 206V205H250ZM253 206V205H252ZM251 206V207H252ZM255 206V205H254ZM255 206V208H256ZM260 206V205H258ZM263 206V205H262ZM152 207V205H151ZM154 207V208H155ZM164 207V206H163ZM174 209H172V207L170 206V212L173 211L174 215H170V213H168L169 211H167L168 209H164L165 212H167L172 218H170V220H167L169 219V215H162L164 213V211L159 214V212L155 209H158V208H155L152 210H149V211H154L155 212L157 211L158 214H159V217L162 215L163 217V220L165 221H171L173 219V221H175V219L177 218L176 217V214L174 212L175 210V205H173ZM207 207V206H206ZM217 207V206H216ZM223 207V206H222ZM147 208V206H146ZM150 208V207H149ZM162 208V206H161ZM160 208V209H161ZM166 208V207H165ZM198 208H199V205H198ZM201 208V207H200ZM219 208V207H218ZM232 208V207H231ZM246 208V207H245ZM249 208V207H248ZM253 208V207H252ZM259 208V207H258ZM261 209L264 208V207H260ZM145 209V208H144ZM178 209V208H177ZM176 209V213L177 215L178 214V210ZM196 209V208H195ZM211 209V208H210ZM208 209V210H210ZM224 209V208H223ZM227 208L225 207L224 211L226 210ZM230 209V208H228ZM162 210V209H161ZM179 210V211H180ZM193 210V209H192ZM199 210V209H198ZM202 210V209H200ZM222 211V209H219ZM232 210V209H230ZM242 210V209H241ZM247 210V209H245ZM251 210V208L249 209ZM248 210V211H249ZM256 210V209H255ZM264 210V209H263ZM263 210H261L263 212ZM191 211V210H190ZM196 211V210H195ZM223 211V212H224ZM244 211V210H242ZM241 211V212H242ZM257 211H260V209H258ZM127 212V214H129V216L127 217V215H124L125 213ZM150 212V213H151ZM156 212V214H157ZM186 212V211H184ZM182 212V213H184ZM188 212V211H187ZM193 213H195L194 211H192ZM202 212V211H199V213ZM207 212V211H206ZM211 212V211H210ZM218 212V211H217ZM228 212V210L226 211ZM250 212V211H249ZM262 212H258L259 214H261L262 216L264 214H262ZM149 213V214H150ZM193 213L191 215H193ZM197 213V214H199ZM203 213H204V210H203ZM222 213V212H220ZM232 213V212H231ZM146 214V212H145ZM143 213V215H145ZM157 214V215H158ZM166 214V213H164ZM201 214V213H200ZM213 214V213H212ZM228 214V213H227ZM242 214H245L242 213ZM249 214V213H248ZM255 214H256V211H255ZM156 215V216H157ZM188 215V214H186ZM190 215V213H189ZM188 215V217H189ZM190 215V216H191ZM206 215V214H205ZM211 215V214H210ZM246 215V214H245ZM257 215V214H256ZM255 215V216H256ZM138 216V217H137ZM155 216V218H156ZM207 216V215H206ZM228 215H226L227 217ZM259 216V215H258ZM127 217V218H126ZM143 217V216H142ZM146 217V216H145ZM166 217V218H165ZM180 218V216H178ZM193 217V216H191ZM189 217V218H191ZM195 217H196V214H195ZM198 217V215H197ZM200 217V216H199ZM198 217V219H199ZM205 217V216H204ZM229 217H232V215H229ZM228 217V218H229ZM141 218V217H140ZM149 219V217H147ZM158 218V217H157ZM156 218V219H157ZM161 218V219H162ZM177 219V220H180V219ZM187 218V216H186ZM194 218V217H193ZM203 218V217H202ZM208 218H211V217H207ZM213 218V217H212ZM220 218V217H219ZM223 218V217H222ZM226 218V219H228ZM257 218V217H256ZM144 219V218H143ZM141 219V220H143ZM151 219V217H150ZM152 222V220H150ZM159 219V218H158ZM157 219V220H158ZM182 219V218H181ZM201 219V218H200ZM199 219V220H200ZM206 219V220H207ZM215 219V218H214ZM224 219H225V216H224ZM223 219V220H224ZM231 219V218H230ZM229 219V220H230ZM249 219V218H248ZM261 219V217H260ZM160 220V219H159ZM158 220V221H159ZM184 220V219H183ZM187 220V219H186ZM204 220V219H203ZM212 220V219H211ZM227 220V221H229ZM148 221V223H150ZM162 221V220H161ZM197 221V220H196ZM208 221V220H207ZM244 221V220H243ZM251 221V220H250ZM136 222L137 225H134ZM146 222V220H145ZM157 222V221H156ZM188 222H190L188 220ZM204 222V221H203ZM203 222H199L200 223V227H202L201 230H203L204 228V224L201 225V223ZM212 222V221H211ZM214 222V221H213ZM216 222V221H215ZM214 222V224H216ZM232 222V220H231ZM247 222V221H246ZM256 222H257V219H256ZM138 223H139V220H138ZM144 223V222H143ZM147 223V224H148ZM161 223V222H160ZM162 223H164L162 221ZM167 223L166 222V226H167ZM172 223V222H170ZM170 223H168L170 225ZM175 223V222H173ZM185 223V222H184ZM222 223V222H221ZM226 224L225 220L223 222V224ZM252 223V222H251ZM260 223V221H259ZM154 224H155V221H154ZM153 224V225H154ZM190 224V223H189ZM188 224V225H189ZM213 224V223H212ZM210 224V225H212ZM213 224V225H214ZM152 225V224H151ZM150 225V226H151ZM153 225H152V228H153ZM165 225V223H164ZM179 225V223H178ZM182 225V224H181ZM180 225V226H181ZM207 225V224H206ZM205 225V226H206ZM218 225V224H217ZM222 225V224H221ZM229 225V224H228ZM242 225H244L242 223ZM247 225V224H246ZM249 225V224H248ZM260 225V224H259ZM163 226V225H162ZM172 226V225H171ZM176 226V225H175ZM196 225L192 226L194 228ZM220 226V225H218ZM226 226V225H225ZM232 226V225H231ZM257 226V225H256ZM135 227V228H136ZM173 227V226H172ZM179 227V226H178ZM184 227V226H183ZM187 227V226H186ZM190 228V226H188ZM216 227V226H215ZM245 227L242 226V228ZM252 227V225H251ZM255 227V226H254ZM260 227V226H259ZM262 227V226H261ZM264 227V225H263ZM149 228V227H148ZM166 229H168V227H165ZM188 228V229H189ZM248 228V227H247ZM246 228V229H247ZM137 229H143L142 228V225L141 227L137 228ZM181 228L180 227V231H181ZM187 229V228H186ZM193 229V228H192ZM214 229V228H213ZM256 229V228H255ZM254 229V230H255ZM258 229V228H257ZM263 229V228H262ZM136 230V229H135ZM140 230H137L140 232ZM170 231V229H168ZM171 230H173L174 232V229L171 228ZM185 230V228H184ZM198 229H193V233L191 234H194ZM200 230V231H201ZM206 230V229H205ZM222 230V229H221ZM224 231L227 230V229H223ZM231 230V229H230ZM249 230V229H248ZM261 230V229H260ZM136 231V233H137ZM150 232V229L149 230H146V232L144 233H147L146 235H144V238L142 237V233L141 232L138 234L139 237H142L143 239H145V243H149L152 241V239H150V241L146 242L147 239H149V236L148 235V232ZM154 230H152L151 232H153ZM178 232V228L176 230ZM175 231V232H176ZM183 231V230H182ZM181 231V232H182ZM188 231V230H187ZM187 231H186V234H187ZM190 231V230H189ZM188 231V232H189ZM199 231V232H200ZM207 231V230H206ZM213 230H211L210 232H212ZM250 231V230H249ZM256 231V230H255ZM254 231V233H255ZM258 231V230H257ZM256 231V232H257ZM263 231V230H262ZM171 232V231H170ZM174 232V234H175ZM192 232V231H191ZM202 232V231H201ZM210 232H208V234H210ZM245 232V231H243ZM253 232V231H252ZM135 233V235H136ZM190 233V232H189ZM188 233V234H189ZM214 233V232H213ZM223 233V232H222ZM141 234V235H140ZM156 234V231L155 233ZM158 234V233H157ZM162 237V235L164 234H161L159 233ZM178 234H181V233H178ZM185 234V232L183 233ZM182 234V235H183ZM195 234H198V231L197 233ZM194 234V235H195ZM203 233H201L202 235ZM224 234V233H223ZM229 234V233H228ZM234 234V233H233ZM137 235V238H139ZM153 234H151L152 236ZM181 235V237H182ZM190 235V234H189ZM204 235V234H203ZM226 235V234H224ZM248 235V234H247ZM256 235H258L256 233ZM263 235V233H262ZM132 237V235H130ZM145 236H147V238H145ZM150 238H153L151 237ZM158 238L159 235H155V238ZM165 236V235H164ZM185 235H183L184 237ZM193 236V235H192ZM215 236V234H214ZM227 236V235H226ZM245 236V235H244ZM243 236V237H244ZM126 235H125V238H122L123 240L126 239ZM166 237V236H165ZM180 235L178 236V239L177 241L179 242L180 240ZM187 236H185L186 238ZM196 237L198 238V235H196ZM194 237V238H196ZM202 237V236H201ZM207 237V236H206ZM217 237V236H216ZM229 237V236H228ZM232 237V236H231ZM255 237V235L253 236ZM258 237V236H257ZM264 237V235H263ZM121 238V237H120ZM155 241V242H158L159 238ZM164 237L161 238V240L163 239ZM174 238V237H173ZM193 238V239H194ZM223 238V237H222ZM234 238V237H233ZM236 238V237H235ZM249 238V237H248ZM251 238V237H250ZM109 241H108V240ZM167 239V238H166ZM169 239L171 238H168V240H166L167 242L169 241ZM176 239V238H174ZM184 239V238H183ZM187 239V238H186ZM188 239H189V236H188ZM210 239V238H208ZM207 239V240H208ZM262 239V238H261ZM114 240V239H113ZM113 240H111V246H112V249L114 250L113 252H115L116 250H120V252H118V255L120 253V256L123 255V251H125L127 249V251L130 253L134 252V251H130L128 250L129 247L131 246V243L130 245L128 243L125 244V241L122 242L121 240H117L115 242H113ZM138 240H142L141 238L138 239ZM138 240H136V242H138ZM165 240V239H164ZM182 240V239H181ZM215 240V239H214ZM213 240V241H214ZM251 241V239H249ZM255 240V239H254ZM263 240V239H262ZM261 240V241H262ZM106 241V242H105ZM130 241V240H129ZM135 241V240H134ZM144 241V240H142ZM142 241H140L142 243ZM154 241V240H153ZM173 241V240H172ZM184 241V240H183ZM181 242V243H184V242ZM187 241V240H186ZM185 241V242H186ZM190 241V240H189ZM187 241V242H189ZM206 241V240H205ZM256 241V240H255ZM128 242V240L126 241ZM131 242V241H130ZM134 242L137 246V243ZM161 242V241H160ZM174 242V241H173ZM186 242V243H187ZM191 242V241H190ZM197 242V241H196ZM200 242V241H199ZM204 242V241H203ZM218 242V241H217ZM233 242V241H232ZM248 242V241H247ZM263 242V241H262ZM261 242V244H263ZM143 244V245H146V244ZM154 243V242H153ZM165 243V241H164ZM171 243V242H169ZM177 243V242H176ZM192 243L194 244L195 242L192 241L191 242V245ZM213 243V242H212ZM216 243V242H215ZM249 243V242H248ZM109 244V243H108ZM113 244V245H112ZM133 244V242H132ZM134 244V245H135ZM140 243H138V247L139 249H141V246H139ZM155 244V243H154ZM157 244V243H156ZM163 244V242H162ZM167 244V243H165ZM203 244V243H202ZM201 244V245H202ZM205 244V243H204ZM203 244V246H204ZM211 244V243H210ZM224 244V243H223ZM230 244V243H229ZM228 244V245H229ZM254 244L256 245L257 243L254 242ZM259 244V245H261ZM129 245V246H127ZM142 245V244H141ZM158 245V244H157ZM164 245V244H163ZM177 245V244H176ZM175 245V247H176ZM188 245V244H187ZM190 245V244H189ZM190 245V246H191ZM197 246L199 244H196ZM200 245V246H201ZM232 245V244H231ZM234 245V244H233ZM239 245V244H238ZM250 245V244H249ZM135 246V249L137 250ZM150 247V245H148ZM165 246V245H164ZM180 246V245H179ZM178 246V247H179ZM183 246V245H181ZM186 246V245H185ZM183 246V247H185ZM195 246V245H194ZM207 246V249L206 248H203L202 247L199 249L197 248V250L195 249L196 246L194 247L195 250L191 249L193 251L192 253V263L193 264H231V262H233L234 260L237 261V259L239 260L240 258L242 259V256H241V252L238 254L239 250H236V251H232V249H230L229 251H224L221 247L219 246H216V245H213V246ZM221 246V245H220ZM223 246V245H222ZM132 247V246H131ZM130 247V249H131ZM145 247V246H144ZM148 247V248H149ZM159 247V245H158ZM157 247V250L159 249ZM161 247V246H160ZM166 247V246H165ZM168 247H169V244H168ZM167 247V249H168ZM172 247V246H171ZM177 247V248H178ZM193 246L189 247V248H192ZM249 247V246H248ZM258 247V246H257ZM264 247V246H263ZM147 248V247H146ZM145 248V249H146ZM163 249V246L161 247ZM188 248V247H187ZM223 248H226L223 247ZM259 248V247H258ZM258 248L256 250H258ZM110 248H108L107 250L109 251ZM133 249V248H132ZM143 249V247H142ZM144 249V250H145ZM153 249V248H151ZM161 249V250H162ZM170 249V248H169ZM173 249V248H172ZM179 249L181 251H187L189 249H186L185 250H182V247H179ZM135 250V251H136ZM149 251V249H147ZM156 250V249H155ZM176 250V249H175ZM174 250V251H175ZM259 250H261L259 248ZM107 253H101V252H98V254H100V257L103 255V256H106V259H110L112 257H110V255L108 257L110 258H107ZM110 251H112L110 249ZM116 251V252H117ZM127 251H125V253H128ZM152 251V250H150ZM149 251V252H150ZM160 251V250H159ZM158 251V253H159ZM166 251V250H165ZM172 251V250H171ZM171 251H168V252H171ZM177 251V250H176ZM192 251L189 250V252L191 253ZM254 251V250H253ZM106 252V251H105ZM115 252V254H117ZM143 251H141L140 253H142ZM146 252V251H145ZM144 252V254H145ZM179 252V251H178ZM231 252V253H230ZM260 251H258L259 253ZM97 253V252H96ZM95 253V254H96ZM128 253V255L126 256H129L130 254ZM136 254L139 253V251L137 250L135 252ZM142 256V254H140ZM157 253V252H155ZM154 251L153 253H148V254H154ZM173 253V252H172ZM188 253V252H186ZM189 253V254H190ZM254 253V252H253ZM262 254L258 257H260L257 261H255V263L253 264H264V251L261 252ZM92 255H94L93 253H91ZM112 254V253H110ZM122 254V255H121ZM167 254V253H165ZM170 254V253H169ZM168 254V257L170 258L171 255ZM178 254V253H176ZM180 254V253H179ZM184 252L182 253L181 258L184 259L186 258L185 256H183ZM97 255V254H96ZM114 255V253L112 254ZM111 255V256H112ZM117 255V256H118ZM138 255V257H136V260H131V257H134L135 254H133V256L130 255V260L127 259V261H120L119 258V262H123L122 264H140L139 261L141 262L140 260V256ZM147 255V253H146ZM149 255V256H150ZM158 254H156L155 257H157ZM164 255V253H163ZM185 255V254H184ZM99 256V255H97ZM115 256V258H114ZM113 256V260L117 261L116 259V255ZM125 256V255H124ZM148 256V255H147ZM160 257L163 258V256H161L160 254L158 255ZM184 258H183V257ZM62 257V258H61ZM93 256H91V259H92ZM95 257V255H94ZM145 257V256H144ZM142 257L144 260H146V258ZM159 257V260L158 261H162V259ZM167 258V256H165ZM164 257V258H165ZM176 257V256H175ZM187 257H188V254H187ZM190 257V255H189ZM254 258H256L257 256L256 255H253ZM124 258V257H122ZM127 258V257H126ZM137 258H139V261L137 260ZM154 258V257H152ZM180 258V259H181ZM191 258V257H190ZM89 260H91L90 258H88ZM99 259V258H98ZM104 258H100L99 260H102L103 261ZM104 259V260H106ZM125 259V258H124ZM151 259V258H150ZM150 259H148V261H150ZM158 259V258H157ZM171 259V258H170ZM173 259V258H172ZM94 260V259H93ZM92 260V261H93ZM97 260V258H96ZM97 260L96 263L98 262L99 264H101L99 261ZM111 260V259H110ZM112 260V261H113ZM129 260V261H128ZM179 260V259H178ZM190 260V259H189ZM143 261V260H142ZM153 259L150 261L152 262ZM156 261V259L154 260ZM153 261V264H155ZM91 262V261H90ZM94 262V263H93ZM92 263H89V264H95V261H93ZM108 262V261H106ZM104 262L105 264H109V263H106ZM111 262V261H110ZM114 262V261H113ZM146 262V261H145ZM171 262V260L169 261ZM169 262L166 261V264H168ZM174 262V261H173ZM184 264V260L182 261ZM188 262V260L186 261ZM63 263V262H62ZM112 263V262H111ZM158 263V262H156ZM176 263V262H175ZM179 263V262H178ZM85 264V263H84ZM87 264V263H86ZM103 264V263H102ZM114 264V263H112ZM115 264H119V263H115ZM142 264V263H141ZM146 264V263H145ZM147 264H150V263H147ZM152 264V263H151ZM165 264V263H164ZM173 264V263H172ZM189 264V263H187ZM236 264V263H235Z\"/></svg>",
    "mask_w": 264,
    "mask_h": 264
},
{
    "label": "rangeland",
    "instance_id": "rangeland-1",
    "mask_svg": "<svg viewBox=\"0 0 264 264\" xmlns=\"http://www.w3.org/2000/svg\"><path fill=\"white\" fill-rule=\"evenodd\" d=\"M17 2H18V28H17V31L19 32L18 34H17V39H19V40H23V42H22V46L24 47V45H26V42L27 43H29V40H28V37H29V39L31 40L33 37H34V35L36 34V33H38V32H41L40 30H42L41 28H47V29H50L51 30V32L53 33V34H58L59 36H61V35H63V37H66V38H64L65 40V45H63L64 46V48H62L63 50H64V52H65V55L69 58L65 63H64V65L62 66V67H64V70L62 69V67H60V69L59 70H61L62 72H64V74H62V72L60 73L59 72V70H53L54 68H52V67H50V72H45L44 74H42L44 71H46V70H43V72L42 73H40V77L42 78L43 76H44V78H46V79H44V78H42L45 82H42L43 80H41V78L39 77V79H40V82H39V84L38 85H36V84H32V85H30L32 88H31V92H29V95H27V97H31V98H35V96H38L39 94L37 93V92H39V90L41 91L40 93L42 94V95H49V93H46V92H48V91H45V90H48L47 89V85L45 86V84H46V82H57L58 80H60V78L59 77H61L62 79L60 80L61 82H62V85H63V83H66L67 82V77H68V81L72 78L71 76H75V75H73V70H74V68H77V70L79 71V72H81L80 74L79 73H77L78 71H76V72H74V74H78V75H81V74H83L84 72H86V71H84L85 69L87 70V69H89V68H92L94 71H96V73H97V68H95V67H98V66H91L90 67V65L92 64V61H94L95 63H96V61L97 60H99V61H97V63L96 64H92V65H97L100 61H102L104 58L105 59H107V58H109L110 56H112V57H110L109 59H111V58H114V57H117V55H119V54H121V53H123V52H126V50H127V48L128 47H130V46H136V47H134V48H136L138 51H139V53H138V60H137V66H136V71H134V70H132V71H130V73H131V77L132 78H135V79H137L138 81H140L141 83H143V84H145L146 82H148V83H150V84H152L154 87H155V89H157V90H160V92L158 93L159 94V96L160 97H158L157 99H155V104H152V103H150V105L151 106H154V107H156V108H154V110H153V112L154 113H156L155 114V118H156V121L154 120V122L156 123H154V126H153V128H155V129H152V133H154L155 131H160V132H158V134L160 135V134H162L164 137H166V139H168V138H171V137H173V136H176V138H179V139H176V143L178 142V144H179V147L180 146H184V147H186L185 149L184 148H182V147H180V148H182V149H180V150H182L181 152L185 155V160H187V162L186 161H184L183 159V157H184V155H180L179 154V156H178V154H176L178 157H176V155L173 153H171L170 155H169V153H167V152H169V149L168 148H166L167 149V151L165 150V147H167L166 145H161V146H165L164 147V149H163V147L161 148V146H160V148H155L154 150H153V145L152 144H156V140H157V138L158 137H156V138H154L155 136H157V133L155 134V136H154V134H152L151 133V135H149V136H154L153 138L152 137H149V136H147V135H141V134H139L140 132L141 133H144L143 132V129H141L140 127V130L139 129H137L138 128V126H136V127H134V130L133 131H131V132H129L128 133V138H129V140H131L132 142L134 141L135 143L134 144H137V146L138 145H140L141 146V144L142 143H145L146 141H149V138L151 139L150 141H151V143H150V141L148 142L149 144H151L152 145V147L150 146L149 148H151V149H149L150 151H151V153L153 154V157H152V154H150L149 152L148 153H145V154H138V152L137 151H131V152H129V154L127 155V156H131V153L132 154H134V155H132L131 157H126V159H128V160H126V161H128V162H130V163H128L130 166L132 165V164H134L135 166L134 167H132L131 168V172L132 173H135V175L133 174H131V172H130V166L128 165H126V168L128 167V170L126 171V172H128L127 173V176L129 175V179H127L126 178V176H124V178H125V181H127V180H129V182H126V185H128V186H130L131 185V187H134L133 189H131V187H130V191H131V194H132V192L134 193L135 192V189H136V192H137V195L136 196H133L134 198H136L137 197V200L135 201V205L137 204H139V203H142V205H140L139 204V206L137 207V208H140V209H138V211L139 210H141L142 211V209H143V211H145L146 212V214H145V212H143L145 215H143V213L141 214V212H139L140 214H138L140 217H138V219H137V224H140V222L142 221V228L143 229H137V228H139V227H141V225L139 226V225H137L136 224V222H135V224L134 225H137V227L136 226H133V230L131 231V232H124V233H120V234H117L116 236H114V238L112 237V238H109L110 239V241L109 242H106L107 244H106V246H109V247H105L104 248V250L102 249L101 251H103V252H101V251H91L90 252V257H89V255L88 256H86L85 258H83V261L84 260H86V262H83L82 264H89V263H92L93 261H95V264H99L98 262L96 263V261L97 260H99L100 258H104V259H106V256H103L104 254L103 253H107V249L108 248H110L112 251H110V249H109V251L108 252H110V253H114V255H118V252H120V250H116L115 252L117 253V254H115V252H113L114 250V248L112 249V246H111V240H113V242H115V241H119V240H121L122 242H124L125 241V244L126 243H128L129 245H130V243H131V249H130V247H129V249L128 250H132V251H134V252H128L127 251V249L125 250V251H127L131 256H133V254H135V256L134 257H131V260H136V257H138V255H139V253L141 252V251H143L142 253H140V254H142V256L141 255H139L140 256V260H141V262L139 261V258H137V260L139 261V263L141 264H147V263H152L153 264V261L156 259V261H154V263L155 264H166V261L167 262H169L170 260H171V262H169L168 264H182L183 262V260H184V264H187V263H189V264H193L192 263V253H193V251L191 250V249H193V250H197V248H201L202 247V249L203 248H206L207 249V246H206V244L208 245V246H213V245H216V246H219V247H221L224 251L226 250V251H229L230 249H232V251L231 252H233V251H236V250H239V252H238V254L240 253L241 254V256H242V259L240 258L239 260L237 259V261L236 260H234L233 262H231V264H253V263H255V261H257L260 257H258V256H260L262 253L261 252H263L264 251V237H263V235H264V227H263V225H264V215L262 216L261 214H259L260 212H262L261 210H263L264 208H260V207H264V203H262L261 204V202H264L263 201V197H264V192H262V190L261 189H263L264 188V185H262L261 183H263L264 184V162L262 161V159L264 160V157H260V156H263L262 154H264L262 151H264V143H263V141H264V132H262V131H260V132H258L260 129H261V127H259L260 125H259V123L260 122H262V121H264V116H262V115H264V107L262 106V104L264 105V50H261V49H258V47H257V45H256V43H254V42H250L249 40H247V43H248V45L245 47V49L242 51V52H237V53H235V54H228V51H230V50H228V51H226V50H222V51H220V53H216L215 52V50L213 49V46H212V44H211V41H209V43H208V45H209V51L207 52V55L205 56V57H201V56H199V55H197L194 51L195 50H193L194 49V47H191V43H193V45H197V42L198 43H200L201 42V40H196L195 39V37L193 36V35H189V33H187L185 30H180V31H178V30H176V29H174V28H172V27H169V26H166V25H161V23L160 22H157L156 20H153L151 17H150V15L148 14V12H147V7H146V5H145V0H110L111 2L112 1H114V2H118V1H123V2H127L131 7H137L138 5H141L142 6V9H143V12H144V14H143V17L139 20V22H137V24H135L133 27H131L130 29H127V30H122V31H120V32H116V33H114L111 29H102L101 31H100V33H98V34H92V35H90V36H88V40H84L83 39V36H82V33H83V26H85L86 25V23H83V26L80 24L79 26H75L74 24H72L71 23V18H70V15H68V14H71V13H74V11H76L77 10V8L80 6V4L82 3V1L83 0H68V2L70 3H68L67 2V0H52V1H50V0H30V1H27V0H16ZM21 1H24V2H22V3H20ZM27 1V3H25ZM37 1H39V3L37 2ZM42 1V2H41ZM62 1H63V3H62ZM66 1V2H65ZM75 3V4H73V2ZM81 1V2H80ZM90 1V0H89ZM106 0H91L90 1V3L91 4H93V5H98L100 2L101 3H103V2H105ZM33 2V3H32ZM49 2V3H48ZM54 2H55V4H54ZM72 2V3H71ZM77 2V3H76ZM19 3H20V5H19ZM30 3H32V4H30ZM35 3V4H34ZM39 4V5H36V4ZM42 3V4H41ZM44 3H46V4H44ZM49 5H48V4ZM72 4H73V6H72ZM23 5V6H22ZM36 5V6H35ZM43 5H45V7L47 8V6H49V8H45ZM52 5V6H51ZM70 5V6H69ZM75 5V6H74ZM79 5V6H78ZM27 8H26V7ZM51 6V7H50ZM74 8H72V7ZM21 7H23V9H28L27 11H26V13H25V11L21 8ZM25 7V8H24ZM29 7V8H28ZM34 8V9H32V8ZM37 7V8H36ZM38 7H40V8H38ZM68 7H70V8H68ZM144 7V8H143ZM30 8L34 11L35 9H38L37 10V16H38V14H39V11H40V14H39V16L37 17V16H35L36 15V10L34 11V13H33V11L32 10H30ZM65 8H67L68 10H66ZM49 9H50V11H49ZM70 9V10H69ZM71 9H72V11H71ZM46 10V11H45ZM20 11H22V13L21 14H19L20 13ZM23 11H24V14H23ZM28 11H29V13H28ZM41 11H42V13H43V11H44V13L41 15ZM67 11H68V13H67ZM32 13V14H31ZM48 13V14H47ZM56 13V14H55ZM67 13V14H66ZM24 15V17L23 16H21V15ZM26 14H28V16H26ZM32 16H35V17H30V15ZM46 14V15H45ZM66 14V15H65ZM21 16V17H20ZM25 16H26V18H25ZM42 16H45V17H43V19H42ZM52 16V17H51ZM54 16V17H53ZM27 17H29V18H27ZM52 18L51 20L53 21V22H55L56 23V21H57V23H56V25H57V28L55 27L56 25H55V23H53L52 21H50V20H48V18ZM59 17V18H58ZM69 17V19H67ZM21 18H23V20H21ZM33 18V19H32ZM34 18L35 19H41V21L39 20L38 21V19L36 20V21H33L34 20ZM54 18H58V19H54ZM65 18H66V21H65ZM145 18H147V20H148V25L146 24L145 26H144V24L146 23L145 22ZM28 19H31L30 21L28 20ZM47 20V22L45 21V20ZM59 19H60V21H59ZM24 20H26V21H24ZM64 20V21H63ZM69 20V22H67ZM25 22V23H23V22ZM38 21V22H37ZM49 21V22H48ZM153 21H154V23H153ZM27 22V23H26ZM34 22H35V26H34ZM44 22H45V26L43 27V26H41L42 24H44ZM144 22V23H143ZM25 25V27H23V29H22V31L20 30V28L22 27V26H24L23 24ZM31 23V24H30ZM33 23V24H32ZM37 23V24H36ZM42 23V24H41ZM68 23V24H67ZM49 24V25H48ZM53 24V25H52ZM61 24H63V25H61ZM29 25V26H28ZM31 25V26H30ZM38 25V26H37ZM46 25L47 26H49V27H46ZM59 25H61V27L59 26ZM74 26V27H72V26ZM139 25V26H138ZM149 25H150V27H149ZM21 26V27H20ZM27 26V27H26ZM41 26V27H40ZM63 26V27H62ZM71 26V27H70ZM80 26H82V27H80ZM20 27V28H19ZM34 27V28H33ZM38 27H39V31H37L38 30ZM54 27V28H53ZM59 27V28H58ZM78 27H80V28H78ZM152 27V28H151ZM160 27H162V28H165L168 32H169V34L168 35H166V33H163V32H160V33H157L156 32V29L157 28H159V29H161ZM27 28H29V29H27ZM33 29V30H31V29ZM35 28H37L36 30H35ZM66 28H68V29H66ZM148 28V29H147ZM149 28H151V29H149ZM55 29V30H54ZM58 29V30H57ZM63 29V30H62ZM70 29V30H69ZM71 29L74 31H72V33H74V35H72V36H75V37H72L71 36ZM77 29H80V30H78V31H80V32H77L76 30ZM147 29V30H146ZM20 30V31H19ZM29 30V31H28ZM67 30V31H66ZM150 30V31H149ZM25 31H27L28 33H26ZM59 31H61V32H59ZM64 31V32H63ZM76 31V32H75ZM70 32V34L68 35V33ZM103 32V33H102ZM111 32V33H110ZM153 34H152V33ZM25 33V34H24ZM32 33H35V34H32ZM51 33V34H52ZM76 33H78V34H76ZM81 33V34H80ZM104 33H106V34H104ZM145 33V34H144ZM151 33V34H150ZM156 33V34H155ZM180 33V34H179ZM187 33V34H186ZM23 34V35H22ZM31 34V35H30ZM61 34V35H60ZM148 34H149V37H148ZM160 34H161V36H160ZM184 34V35H183ZM22 38H19V36ZM25 35V36H24ZM147 35V36H146ZM162 35H163V37H162ZM31 36V37H30ZM69 36V37H68ZM78 36V37H77ZM91 36H93V37H91ZM109 38H108V37ZM118 36V38L120 37V36H122V37H120L119 39H117V38H115V37H117ZM175 36V37H174ZM62 37V38H63ZM80 37V38H79ZM82 37V38H81ZM91 37V38H90ZM151 37V38H150ZM153 37V38H152ZM161 37V39H159V38ZM72 38V39H71ZM73 38H74V41H73ZM78 38V39H77ZM122 38V39H121ZM163 38V39H162ZM172 38V39H171ZM179 40H178V39ZM186 38V39H185ZM92 39V40H91ZM109 39V40H108ZM150 39V40H149ZM158 39H159V41H158ZM229 38H227V39H225V44L227 43V45L230 43V41L228 40ZM66 40H67V42H66ZM77 40V41H76ZM149 40V41H148ZM164 40V41H163ZM168 40V41H167ZM172 40V41H171ZM71 43H70V42ZM82 41V42H81ZM83 41H85V42H83ZM160 41H163V42H160ZM171 41V42H170ZM197 41V42H196ZM229 41V42H228ZM74 42V43H73ZM91 44H90V43ZM101 42V43H100ZM148 42V43H147ZM84 43H86V44H84ZM150 43V44H149ZM179 43V44H178ZM183 43H185V44H183ZM187 43H189V47L187 46ZM98 44H99V46H98ZM154 45H156V47H157V49H154L153 48V46ZM68 45V46H67ZM77 45V51L76 52H74L72 49H70V48H74L75 46ZM96 45H97V47H99V48H96ZM146 45H151L152 47H150V46H146ZM182 45V46H181ZM186 45V46H185ZM163 46V47H162ZM84 47V48H83ZM106 47V48H105ZM147 47V48H146ZM150 47V48H149ZM81 50H80V49ZM92 48V49H91ZM152 48V49H151ZM161 48V49H160ZM165 48V50H163ZM185 48V49H184ZM160 49V50H159ZM192 51H191V50ZM226 49H227V47H226ZM66 50H68V52H66ZM70 50V51H69ZM88 50V51H87ZM104 50V51H103ZM113 50L114 51H118V50H121V51H119L117 54L115 53V52H113ZM164 51L165 53H163L162 51ZM184 50V51H183ZM189 50V51H188ZM95 51H99V52H95ZM102 51V52H101ZM106 51H108V52H106ZM145 51V52H144ZM152 51V52H151ZM153 51H154V53H153ZM181 51V52H180ZM73 52V53H72ZM79 52V53H78ZM213 52V53H212ZM225 52V53H224ZM98 54L99 56L100 55H103V56H98V55H94V54ZM112 53H114V54H112ZM180 53H182V55L180 56ZM192 53V54H191ZM250 53H253L254 55H253V57L251 58V59H246L247 58V56L250 54ZM77 54H78V56H80L79 58H78V56H77ZM108 56H107V55ZM189 56H188V55ZM195 54H196V56H195ZM212 54H214V55H212ZM73 55V56H72ZM77 57H76V56ZM92 55H94V56H92ZM149 55V56H148ZM165 55V56H164ZM211 55H212V57H211ZM224 55V56H223ZM75 56V57H74ZM96 56H97V58H96ZM106 56V57H105ZM157 56H160V58H158ZM179 56H180V58H179ZM192 56V57H191ZM194 56V57H193ZM214 56H216V57H214ZM232 56V57H231ZM256 56V57H255ZM73 57V58H72ZM82 57H83V60H82ZM95 57V58H94ZM196 57H197V59H196ZM199 57V58H198ZM231 57V58H230ZM75 58V59H74ZM77 58V59H76ZM99 58V59H98ZM150 58H151V62L152 61H154L155 63H148V62H150V61H148V60H150ZM156 58V61L154 60ZM173 58V59H172ZM179 58V59H178ZM192 58V60H190ZM194 58V59H193ZM204 58V59H203ZM207 58V59H206ZM212 58V59H211ZM73 59V60H72ZM95 59V60H94ZM97 59V60H96ZM157 59H159V60H161V61H159V60H157ZM187 61H186V60ZM198 60V61H196V60ZM206 59V60H205ZM216 59V60H215ZM229 59V60H228ZM70 60H71V62H70ZM76 60V61H75ZM78 60V61H77ZM88 60V61H87ZM146 60V61H145ZM173 60V61H172ZM179 60H180V62H185V63H187V62H190L189 63V66H185V63H182V64H180V62H179ZM204 60L206 61V62H204ZM215 60V61H214ZM84 63H83V62ZM159 63H158V62ZM233 61V62H232ZM145 62H147V63H145ZM161 62V63H160ZM179 62V63H178ZM71 63H72V66H71ZM87 63H89V64H87ZM141 63H142V65H141ZM147 64V66L145 65V64ZM192 63V64H191ZM204 63V64H203ZM67 64H69V65H67ZM76 64H78V66L76 65ZM79 64H81V65H79ZM188 64V63H187ZM186 64V65H187ZM191 64V65H190ZM194 64V66H196V67H194V66H192ZM202 64H203V66H202ZM207 64V65H206ZM74 65V66H73ZM85 65H87L86 67H85ZM150 65V66H149ZM155 65V66H154ZM176 65L177 66H179V67H177L176 69H177V71H175V67H176ZM241 65V66H240ZM66 66V67H65ZM71 66V67H70ZM76 66V67H75ZM144 66H145V69H144ZM152 66V67H151ZM180 66H182V67H180ZM185 66V67H184ZM191 66V67H190ZM208 66V67H207ZM212 66V67H211ZM243 66V67H242ZM68 67V69L66 70L65 68H67ZM71 68V70H70V68ZM143 67V68H142ZM174 67V68H173ZM188 67H190V68H188ZM200 67V68H199ZM95 68V69H94ZM189 69V71H188V69ZM193 69L192 71L190 70V69ZM197 68H198V71H197ZM211 68V70L212 71H210V70H208V69H210ZM239 68V69H238ZM52 69V70H51ZM81 69V70H80ZM84 69V70H83ZM91 69V70H92ZM143 69H144V71H143ZM148 69V70H147ZM238 69V70H237ZM76 70V69H75ZM84 72H83V71ZM92 70V71H93ZM196 70V71H195ZM204 70V71H203ZM205 70H206V72H205ZM218 70H220L221 72H219ZM242 70V71H241ZM55 71V72H57L58 71V73L59 74H62L61 76L57 73V74H53V72ZM88 72L90 71V69L89 70H87ZM92 71H90V72H92ZM157 72V73H155V72ZM173 71V72H172ZM191 71V72H190ZM223 71V72H222ZM229 71V72H228ZM239 71V72H238ZM54 72V73H55ZM68 72V73H67ZM69 72H71V73H69ZM83 72V73H82ZM168 72V73H167ZM171 72L173 73V74H171ZM179 72V73H178ZM182 72L184 73V74H182ZM199 72H203L202 74L200 73L199 75H196V73H199ZM208 72V73H207ZM214 72V73H213ZM231 72V73H230ZM236 72V73H235ZM238 72V73H237ZM65 73H67V74H65ZM178 74L179 75V77H178V75H176V74ZM187 73V75H185ZM189 73H190V75H189ZM240 73V74H239ZM42 74V75H41ZM46 74H48L50 77H48V75H46ZM51 74H53V78H51ZM72 74V75H71ZM76 74V75H77ZM151 74V75H150ZM153 74H155V75H153ZM174 74H175V76H174ZM231 74V75H230ZM241 74H242V76L243 77H241ZM84 75V74H83ZM158 75V76H157ZM168 75V76H167ZM171 75H173V76H171ZM185 75V76H184ZM206 75H208V76H206ZM210 75H212V76H210ZM228 75V76H227ZM65 76H66V78H65ZM154 76H156L155 78H154ZM191 78H190V77ZM198 76L199 77H201V78H198ZM219 76V77H218ZM232 76V78H230ZM48 77V78H47ZM57 78L56 80L54 79V78ZM69 77H70V79H69ZM151 77V78H150ZM157 77L159 78V79H157ZM165 77H170V78H165ZM184 77V78H183ZM193 77H194V79H193ZM49 78L51 79V81L49 80ZM63 78H64V81H66V82H64V81H62L63 80ZM149 78V79H148ZM153 78V79H152ZM178 78V79H177ZM181 78V79H180ZM198 78V79H197ZM53 79H54V81H53ZM66 79V80H65ZM175 79V80H174ZM183 79V80H182ZM187 79V80H186ZM233 79L236 81H234L233 82ZM237 79V80H236ZM160 80V81H159ZM180 80H181V82H180ZM202 80H204L203 82H202ZM214 80V81H213ZM232 80V81H231ZM243 80H244V82H243ZM60 81H58V83L60 82ZM75 81V80H74ZM157 81V82H156ZM186 81V82H185ZM188 81V82H187ZM190 81V82H189ZM195 83L194 85H193V83ZM159 82H161L160 84H159ZM167 82V83H166ZM185 82V83H184ZM215 82V83H214ZM216 82H218L217 84H216ZM43 83V84H42ZM176 83H177V85L178 84H181L180 86L178 85H176ZM184 83V84H183ZM187 83V84H186ZM212 83H213V85H212ZM245 85H244V84ZM247 83V84H246ZM61 84V83H60ZM204 84H206V85H204ZM211 84V86H208V85H210ZM215 84H216V86H215ZM236 84L238 85L237 87H236ZM255 84H260V87H259V89H257L256 90V88H255ZM36 85V86H35ZM40 85V86H39ZM65 85V84H64ZM172 85V86H171ZM175 85H176V87H175ZM188 85H190V87L188 86ZM191 85H192V87L193 86H195V87H191ZM29 86V87H30ZM39 86V87H38ZM45 86V87H44ZM183 86H185V87H183ZM199 88H197V87ZM208 86V87H207ZM246 86V87H245ZM37 87V88H36ZM41 87V88H40ZM206 87V88H205ZM211 87V88H210ZM215 87H217V90H216V92H218V89L219 88H221V87H225L226 89H227V91H228V93L224 96V95H219L218 93V96H220L221 97V99H220V102H219V106H218V108H214L215 109V111L217 112V110H218V112L219 113H222L223 115L222 116H224L223 117V121H222V123L220 124V126L219 127H217L216 128V130L213 132V134H212V137L211 138H207V140H205V141H203V144H202V142L200 141V140H198L197 139V141H195V139H193L194 138V136L196 135V133H194V130H195V132H196V130H197V115H194L193 116V114H196V109L194 108V106L196 105V103L194 102V101H196V97H194V96H196L197 94H199V93H201V92H203L204 91V93L206 92V94H205V96H206V100H208V99H210L211 97H213V95L215 94V89L214 88ZM244 87V88H243ZM165 88V89H164ZM187 88V89H186ZM192 88V89H191ZM238 88V89H237ZM246 88V89H245ZM248 88V89H247ZM35 89H36V91H35ZM37 89H38V91H37ZM42 89V90H41ZM43 89H45L44 91H43ZM194 89H196V90H194ZM199 90V93H197L198 92V90ZM33 90H34V92H33ZM180 90V91H179ZM212 90H214V91H212ZM245 90V91H244ZM50 91V90H49ZM109 90L108 89H106V90H103V91H101V92H103V93H105V96L107 97L108 95H106L107 93L106 92H108ZM130 91V92H129ZM191 93H189V92ZM194 91V92H193ZM197 91V92H196ZM244 91V92H243ZM61 92V94H62V91H60ZM176 92V93H175ZM184 92V93H183ZM195 92H196V94H195ZM34 93V94H33ZM37 93V94H36ZM44 93V94H43ZM102 93V95H104ZM108 93H110V92H108ZM242 93V94H241ZM33 94V96H31ZM40 94V95H41ZM101 94V93H100ZM122 94L126 97V98H130V96L132 95V92H131V89L130 88H124L123 90H122ZM130 94V96L128 97V95ZM163 94V95H162ZM179 94H181V95H179ZM182 94L184 95V96H182ZM186 94V95H185ZM208 94H210V95H208ZM240 94V95H239ZM39 95V96H40ZM64 95V94H63ZM101 95V96H102ZM189 95V96H188ZM194 95V96H193ZM105 96H103V97H105ZM133 96V95H132ZM131 96V97H132ZM174 96V97H173ZM178 96H180L179 98H178ZM193 96V97H192ZM247 98H246V97ZM171 97H173V98H171ZM175 97H176V99H175ZM186 97H188V98H186ZM163 98V99H162ZM171 100H169V99ZM178 98V99H177ZM208 98V99H207ZM231 98H233V100L231 99ZM246 98V99H245ZM108 99V98H107ZM183 99V100H182ZM243 99V100H242ZM246 101H245V100ZM250 99H251V103L252 104H256V107H257V111H254V110H256V108H255V105H254V107L251 109V103L249 102L250 101ZM175 100H176V102H175ZM181 102H180V101ZM185 100H187V101H185ZM238 100H239V102H240V100H241V102L242 101H245L244 103L242 102H240V103H238ZM261 100H263L262 101V103H260L261 102ZM171 102V104H172V106L173 107H170L171 105H170V102ZM260 101V102H259ZM166 102V103H165ZM247 102H249L250 104H248ZM167 103H168V105H167ZM182 103V104H181ZM186 103V104H185ZM191 103V104H190ZM195 103V104H194ZM236 103L237 104H242L243 105V107H246V108H248V105H249V107H250V109L251 110H253V112H257L255 115H254V113H252V111L250 112L251 114H253V115H251L249 112H248V110L249 109H247V111H243L242 112V110H246V108L244 109L243 107H242V105H241V107L243 108H241L240 106H238L237 105V108L232 112V116H228L229 115V109L232 107V106H234V105H236ZM245 103H247L246 105L247 106H245L244 104ZM259 103V104H258ZM188 104V105H187ZM193 104V105H192ZM257 104L258 105H260L259 107L257 106ZM188 106H190L189 108L190 109H187L188 108ZM253 106V105H252ZM179 108L178 110H177V108ZM182 107H184V108H182ZM176 108V109H175ZM186 108V109H185ZM221 108V109H220ZM259 108H261V111L259 112ZM175 109V110H174ZM182 109V111H180ZM183 109H185V110H183ZM187 110V113L185 112H183V111H186ZM190 112H193V114L192 113H188L189 111ZM192 110V111H191ZM172 111V112H171ZM179 111H180V114H179ZM214 111V112H215ZM262 111H263V113H262ZM162 112H164V113H162ZM185 114V117H184V115L182 114ZM248 112V114L246 115L245 113H247ZM178 113V114H177ZM244 115H243V114ZM186 114H188V115H186ZM190 114V115H189ZM259 114H262L261 116L259 115ZM162 116V118H160L159 116ZM178 115H180V116H178ZM251 115V116H250ZM257 115V116H256ZM188 116H190L189 118L190 119H188ZM254 116H255V118L257 119L258 118V120L256 121V119L254 118ZM258 116H260V118L258 117ZM166 117V118H165ZM172 117V118H171ZM187 117V118H186ZM229 117V118H228ZM254 118V120H253V118ZM262 117H263V119H262ZM167 118H169L168 120H167ZM186 118V119H185ZM193 118V119H192ZM196 120H195V119ZM233 118V119H232ZM158 119V120H157ZM161 119H163V120H161ZM177 119H178V121H177ZM183 119H185V121H183ZM262 119V120H261ZM159 120H160V122H159ZM165 120H166V122H168V123H166L165 122ZM191 120V121H190ZM192 120H194V123H195V125H193L194 123H193V121ZM180 121H181V123H180ZM191 122V123H188V122ZM258 121H260V122H258ZM162 122V123H161ZM170 122V123H169ZM177 122H178V124H177ZM185 122H187L188 124H185ZM163 123H165L164 125H163ZM256 123V124H255ZM169 126V127H172V128H169L167 125ZM177 124V125H176ZM180 124V125H179ZM185 124V126H186V128H182V126ZM190 124H191V129L189 128V129H187V126L189 125L190 126ZM160 125H162V127L160 126ZM167 127H166V126ZM182 125V126H181ZM163 126H164V128H163ZM185 126H183V127H185ZM231 126V127H230ZM156 127H160V128H162L163 130H161L160 128H156ZM180 127V128H179ZM196 127V128H195ZM263 127H264V122H263ZM167 128V130H165V132H164V129H166ZM179 128V129H178ZM181 128L183 129V131L181 130ZM250 128V129H249ZM159 129V130H158ZM185 129H187L188 131H186ZM139 130V131H138ZM154 130V131H153ZM170 130V131H169ZM134 131H135V134H134ZM163 131V132H162ZM230 131V132H229ZM167 132V133H166ZM174 134H173V133ZM175 132H179V133H181L182 132V134H175ZM183 132H184V134H183ZM186 132H188V133H190V135L191 134H193L194 133V135H192V136H190L189 137V134H187ZM193 132V133H192ZM230 134H229V133ZM136 133H138V134H136ZM165 133V134H164ZM171 133H172V135H171ZM186 133V134H185ZM240 133V134H239ZM243 133V134H242ZM262 133V134H261ZM135 136H134V135ZM144 134H148V133H144ZM150 134V133H149ZM168 136H167V135ZM227 134H228V138H226L227 137ZM252 134V135H251ZM256 134V135H255ZM261 134V135H260ZM139 136V137H137V136ZM178 135H188L187 136V138H186V136H179L178 137ZM245 135V137H243ZM263 135V136H262ZM144 136V137H143ZM147 136V137H146ZM170 136V137H169ZM242 136V137H241ZM252 138H251V137ZM133 137V138H132ZM141 137H143L142 139H140ZM149 137V138H148ZM222 137V138H221ZM250 137V138H249ZM257 137V138H256ZM261 137V138H260ZM128 138H126V143L124 142L123 144L124 145H126V146H131V147H133L132 145H134L132 142H130L129 140H128ZM131 138V139H130ZM134 138H135V140H134ZM145 138V139H144ZM181 138V139H180ZM182 138L184 139L183 141H182ZM189 138V139H188ZM246 138H247V140L248 141H250V143H248L247 144V140H246ZM255 138L256 139H258V141H259V143H260V145H259V143H258V141L257 140H255ZM139 141L140 140V142L138 143L137 142V140ZM186 139H188V140H186ZM191 139V140H190ZM227 139V140H226ZM246 141H245V140ZM254 139V140H253ZM263 139V140H262ZM142 140L143 141H145V142H142ZM180 140V141H179ZM185 140H186V142H185ZM218 140V141H217ZM245 142H244V141ZM155 143H154V142ZM225 143H224V142ZM127 142H129V144L127 143ZM142 142V143H141ZM159 142H161V141H159ZM185 142V144H183ZM219 142H222V143H220L219 144ZM232 143V145L230 144V143ZM240 142V143H239ZM243 142H244V144H243ZM254 142V143H253ZM130 143H132V144H130ZM208 143V145H206ZM236 143V144H235ZM238 143V144H237ZM262 143H263V145H262ZM122 144V145H123ZM128 144V145H127ZM181 144V145H180ZM199 144H201L202 146H204V148H203V152H205L204 154H208V153H213V157L214 158H216V159H212V156H211V159H212V164H213V162L215 163V166L218 168V169H216V167L215 166H213V167H215L214 169H213V167H212V172H211V174H210V176L209 177H205V175H204V178L207 180H205V179H202V180H199V181H201V182H199L198 180H197V177H199L201 174H203V172H202V170H197V168L195 167V153H196V151H197V149H198V145ZM217 144H219V145H217ZM226 144H228V146L225 145ZM244 146H243V145ZM248 146V148H247V146ZM195 145V146H194ZM210 146V148L212 149V151H211V149H210V151H208L207 150V148H205L206 146ZM239 145V147L240 146H242V147H240L241 148V150H240V148L239 147H237ZM259 145V146H258ZM137 146L135 147V145H134V148H136L137 149ZM139 146V147H140ZM188 146V147H187ZM219 146V147H218ZM223 146H225V147H223ZM246 146V148L247 149H249V148H252V147H256V148H252V149H249L252 153H253V156H254V154L256 153V151H254V149L255 150H259L261 147V149H262V151H261V149L257 152V153H259V152H261V155H260V153L258 154V155H256V158L255 157H253L251 154L252 153H250V151H249V153H250V155L251 156H249V153H246V155H248L249 157H246V155L244 156V152H247L246 151V149L244 148V151H243V153H242V149H243V147H245ZM138 147V148H139ZM178 147V145H177V148H179ZM230 147V148H229ZM258 147H259V149H258ZM216 148H218V149H216ZM220 148H222V150L220 149ZM184 149V150H183ZM227 149H228V151H227ZM232 149H234L236 152H234V150L232 151ZM236 149H238V150H236ZM157 151V152H152V151ZM163 151L164 150V152H161V151ZM166 151V152H165ZM208 151V152H207ZM214 151V152H213ZM219 151H222V154L219 152V154H221L222 155V157H220L221 155H219L218 156V152ZM229 151H230V153H229ZM241 151V152H240ZM160 153V155H159V153ZM179 152V151H178ZM186 152V153H185ZM225 152V153H224ZM238 152V153H237ZM155 153H156V155H155ZM163 153V154H162ZM166 153V155H168V156H166L165 157V159H166V163H163L164 162V158H163V156H164V154ZM217 153V154H216ZM225 154V157H223V155ZM229 153V155H227V154ZM234 153V154H233ZM238 155H237V154ZM243 154V155H239V154ZM256 153V154H257ZM138 154V155H137ZM236 154V155H235ZM162 155V156H161ZM209 155V159H210V154H208ZM212 155V154H211ZM232 155V158L233 157H235V156H239V158L237 159V157L236 158H231V157H229V156H231ZM108 157H111V158H117L118 156L116 155V156H114V155H111V156H108ZM132 157H134V158H132ZM135 157H138L139 158V160H137L136 161V159H135ZM155 157H158V158H155ZM160 157V158H159ZM176 157V158H178L177 160H178V163H179V165H178V163H177V161H176V158H175V161H176V163H175V161H174V166H173V159ZM218 157V158H217ZM246 157V158H245ZM261 159H260V158ZM144 158H146V159H144ZM155 158V160H156V162H157V160H161L162 158V160H163V162H161V164L159 163V161L156 163L155 162V160H153V159ZM171 159V160H169V159ZM179 158H180V160H179ZM183 158V159H182ZM223 158H225V160L223 161L222 159ZM233 160H231V159ZM243 158H244V161H243ZM254 158V160H252ZM140 159H142L141 161H140ZM169 160V163H168V160ZM181 159H182V161H181ZM230 159V160H229ZM237 159V160H236ZM247 159H249V163H252L251 165H253L254 164V166H250V164L249 163H247L248 162V160L246 161ZM250 159L252 160V162L250 161ZM255 159L256 160H258V162H257V164L259 165V164H261V162H262V172H261V168H259L260 167V165L258 166V168H257V165H255V163H256V161H255ZM108 160V159H107ZM110 160V159H109ZM112 160V159H111ZM116 160L117 159H114V160H112V161H114V162H116ZM130 160V161H129ZM134 160V161H133ZM144 160V166L142 167V161ZM149 160L151 161V162H149ZM152 160L154 161L153 163H152ZM213 160H215V161H218V160H221V161H218V166L216 165V163L217 162H215V161H213ZM239 160V161H238ZM112 161H106L109 165L110 164H112L113 162ZM133 161V162H132ZM136 161V162H135ZM140 161V167L138 166V162ZM171 161V162H170ZM180 161H181V165H180ZM261 161V162H260ZM95 162V161H94ZM93 162V163H94ZM106 162H103L102 164H103V167L105 166V163ZM110 162V163H109ZM112 162V163H111ZM183 162L184 163H187V166H186V164H184L185 165V168H183L184 166H182L183 165ZM221 162V163H220ZM226 162V163H225ZM239 162H241V164L239 163ZM243 162V163H242ZM255 162V163H254ZM135 163H138L137 165L135 164ZM150 163H152V164H150V167L148 166ZM155 163H156V165H155ZM163 163V164H162ZM172 164V166H171V164ZM228 163V164H227ZM126 164V163H125ZM145 164L147 165V167H149V168H147L148 170H153L152 172L154 173H156V174H160V172H163L164 174H165V176H164V174H163V176L162 175H156V174H153L152 172H151V170L150 171H148L147 172V169L145 168ZM159 166H158V165ZM189 164V165H188ZM223 164H225L226 166H223L224 167V169H223V167H222V165ZM151 165L153 166V167H151ZM162 165V166H161ZM164 165V166H163ZM165 165H168V166H165ZM177 165V166H176ZM221 165V166H220ZM234 165V166H233ZM242 166V167H244V168H241L240 166ZM250 166V168L249 167H247V166ZM106 166H108L107 164H106ZM105 166V167H106ZM136 166L138 167V168H136ZM154 166H156V167H154ZM171 168H170V167ZM221 167V169H220V167ZM227 166H228V168H227ZM104 167V168H105ZM142 167V168H141ZM157 167H161L160 168V170L161 171H159L158 173H157V171L159 170V168L158 169H156ZM163 167V168H162ZM170 168V170H169V168ZM174 169H173V168ZM187 167V168H186ZM226 167V168H225ZM253 167H255L257 170L259 169L260 171L259 172H261L262 174H259L258 173V171L255 169V172H253L254 171V169H251V168H253ZM133 168H134V170L136 171L137 169H139L138 171H134L133 170ZM136 168V169H135ZM154 168V169H153ZM179 168V169H178ZM182 168V169H181ZM232 168V169H231ZM99 169H100V167H99ZM101 169H103L102 167H101ZM145 169V173L147 174V176L145 175V174H143L144 173V171H143V173H141L142 172V170H144ZM167 169V170H166ZM173 169V170H172ZM176 169L177 170H180V171H182V172H180L181 174H179V172H178V175H177V171H176ZM225 169H226V172H225ZM228 169V170H227ZM236 169V170H235ZM238 169H239V171H238ZM134 172H133V171ZM156 170V171H155ZM164 170V171H163ZM185 170V172L186 173H183V171ZM213 170H215V172H217V174L213 171ZM219 170H220V173H219ZM223 171V173H222V171ZM235 170V171H234ZM248 170H249V172H250V176H249V178H248ZM172 171V173L174 172L176 175H173L172 173L168 176V172L170 173ZM190 171V172H189ZM246 171L248 172V173H246ZM130 172V173H129ZM140 172V173H139ZM167 172V173H166ZM252 172H253V174L255 173V176L254 175H252ZM256 172H257V174H256ZM150 173H152V174H150ZM188 173V174H187ZM215 174V175H219L220 174V176L219 177H222V175L224 176H226L227 174V177H223V178H225V180L226 181H228L229 183H227L223 178L221 179V178H219V180H217V179H215V175L213 176V174ZM226 173V174H225ZM236 173V174H235ZM148 174H150V175H148ZM236 175V177H237V182H236V180H235V175ZM239 174V175H238ZM245 174L247 175L246 177H245ZM258 174L259 175H261V176H259L258 177ZM130 175H132V176H134V177H131ZM142 175H144L145 177H144V179H143V177H142ZM153 175L155 176V177H153ZM166 175H167V177H170V178H167L166 179ZM171 175H173V177L177 180V181H175V182H179V183H175L174 182V178L173 177H171ZM179 175L181 176V175H183L182 176V180H184V182L182 183L181 182V179H179ZM189 175H191V176H189ZM238 175V176H237ZM252 175V176H251ZM256 175H257V178H256ZM158 176V177H157ZM161 176V178H159ZM188 178H187V177ZM244 176V177H243ZM254 176V177H253ZM146 177H147V179H146ZM152 177V178H151ZM156 177H157V179H159V181L156 179ZM162 177H163V179H162ZM183 177H185V178H183ZM211 177V179L210 180H208V178H210ZM213 177V178H212ZM239 177V178H238ZM242 177V178H241ZM253 177V178H252ZM171 178H172V180H171ZM216 178H218V176H216ZM242 179V181H241V179ZM251 178V180H252V182H251V180L250 181H248V179H250ZM263 178V179H262ZM127 179V180H126ZM133 179V180H132ZM152 179V180H151ZM167 180V182L169 181V179H170V181H169V183H166V180ZM189 179V180H188ZM228 179V180H227ZM240 179V180H239ZM256 179H258V180H256ZM144 180V181H143ZM155 180H157V182H158V184H157V182H154V183H152V181H155ZM187 180V181H186ZM203 180H205V181H203ZM217 182V183H219V182H222L223 180L225 181L224 183L222 182L221 184H217L215 181ZM222 180V181H221ZM239 180V181H238ZM243 180L244 181H246V183L245 182H243ZM258 182V183H260V186H261V189H260V186H259V184L256 182V181ZM260 180V181H259ZM135 184L134 186L132 185L133 183ZM135 181H136V183H135ZM147 181V182H146ZM151 181V182H150ZM165 183H164V182ZM208 181H210V185H208L207 184V186L208 187H212L211 189L210 188H207L206 189V187H204L203 188V186H204V182H205V184L206 183H208ZM255 182V184H256V186H255V184H254V182ZM161 182V183H160ZM163 182V183H162ZM203 182V183H202ZM247 182H249L250 184H248V186H247ZM130 185H129V184ZM160 183V184H159ZM180 183H181V185H180ZM189 183V184H188ZM28 184H30V185H28ZM161 184H162V186H161ZM169 184V186L172 184L173 186L174 185H176V186H171L170 188L172 189V191H171V189L169 188V186H167V185ZM182 184H183V187H181L182 186ZM184 184H186V187H187V189H186V187L184 188ZM222 184H224V187L222 186V188H223V190H222V188L220 189L219 187H221L220 185H222ZM227 184V185H226ZM229 184V185H228ZM20 184L16 181H12V182H9L6 186H5V188L2 190V192H1V195H2V193H3V191L4 192H10L11 190H13V188L16 186H18L17 188H18V197H20L21 198V196L23 197L25 194V197L28 195L29 196V198L30 199H28L27 197L26 198H24L25 200L27 199V201L29 200L30 201V204H31V197H30V195L29 194H27L29 191H31L32 189L31 188H33L34 189V186H32V184L31 183H29V182H27V183H22L21 184V186H19ZM22 185H23V187H22ZM140 185V186H139ZM160 185V186H159ZM163 185H165V186H163ZM218 185V186H217ZM227 186V188H226V186ZM249 185H251V187L249 186ZM253 185V186H252ZM25 186V187H24ZM29 186V187H28ZM32 186V187H31ZM136 186H138V187H140V188H138V187H136ZM179 186V187H178ZM189 186V187H188ZM202 186V187H201ZM255 186V187H254ZM259 186V187H258ZM263 186V187H262ZM163 187H165V188H163ZM199 187H200V189H199ZM213 187L217 190V192H216V190L215 189H213ZM218 187V188H217ZM239 187V188H238ZM243 187V189L241 190L240 188H242ZM252 187H254L255 189L257 188L258 189V191H257V189L255 190L254 188H252ZM12 188V189H11ZM25 188H27V190L28 189H31V190H28V192H27V190L25 189ZM144 188V189H143ZM156 188V189H155ZM174 188H175V191L177 192L176 194L177 195H174L175 194V191H174ZM178 188H180L181 189V193H180V195H179V193H178V190H180V189H178ZM182 188H184V190H182ZM236 188V189H235ZM248 188V189H247ZM252 189V191H248L249 189ZM23 189H25V194L24 195H21L20 196V192H23L24 190ZM137 189L139 190V191H137ZM140 189H142V190H140ZM158 189H159V191H158ZM160 189H161V191L163 192H161L160 191ZM165 189V190H164ZM167 189V190H166ZM168 189H169V191H168ZM201 189H204V190H202V191H204V192H206V193H204V192H202L201 191ZM205 189H206V191H205ZM213 189V190H212ZM250 189V190H251ZM8 190V191H7ZM21 190V191H20ZM23 190V191H22ZM148 190V191H147ZM186 190V193L184 194V192L183 191H185ZM226 190V191H225ZM236 190H239V191H236ZM145 191V192H144ZM153 191V192H152ZM172 192V194H173V198L172 197H169V195H168V192ZM174 191V192H173ZM188 191V192H187ZM196 191H197V193H199V195H197V193H196ZM200 191V192H199ZM211 191V192H210ZM214 191V192H213ZM219 191V192H218ZM236 191V192H235ZM258 193H260V192H262L261 194L263 195V196H261V194H258ZM136 192L134 193V195L136 194ZM167 192V193H166ZM171 192L169 193L170 195H172L171 194ZM190 192H192V194H193V196H192V194L190 193ZM202 192V193H201ZM208 192H210V194H208ZM213 192V193H212ZM221 192V193H220ZM224 192V193H223ZM243 192V197H246V198H242V196H240V193H242ZM251 193V195L253 196H251L250 195V193ZM30 193V192H29ZM139 193V194H138ZM141 193H144V194H141ZM149 195H148V194ZM150 193H151V195H150ZM165 193V194H164ZM202 195H201V194ZM218 193H220V194H223V195H220L219 194V199H220V202H218L219 201V199H217L216 200V202H215V197L216 198H218ZM237 193H238V195H237ZM256 193H257V196H256ZM22 194V193H21ZM30 194H32V192L30 193ZM156 196H155V195ZM185 195L186 197L188 196V195H190V196H192L194 199H192V197L191 198H189L190 196H188V200H187V198L184 196L183 197V195ZM188 194V195H187ZM194 194H195V196H194ZM203 194H206V196L208 197H206L205 196V199H206V201H205V199H202V196H203ZM211 194H212V196L213 197H211ZM215 194H216V196H215ZM246 194V195H245ZM6 195H10V194H6ZM146 195H148V198H147V196ZM153 195H154V197H153ZM166 195H168L167 197L168 198H166L165 196ZM182 195V196H181ZM199 196V197H197V196ZM151 196V197H150ZM176 196H178V197H176ZM180 196V197H179ZM215 196V197H214ZM223 196L225 197V198H223ZM237 196V197H236ZM260 196V197H259ZM142 197V198H141ZM164 197V198H163ZM177 198V200H178V198H179V200H180V202L179 201H176V198ZM204 197V196H203ZM248 197H251L250 198V200H249V198ZM255 197H259V199H257V201H254V200H256L255 199ZM262 197V198H261ZM19 198V199H20ZM139 198V199H138ZM145 198V199H144ZM151 198V199H150ZM156 199L157 201H158V199H159V201L157 202L156 200H154V199ZM161 198H163L164 200H166V203L165 204H167V206L166 205H164V201H163V199H161ZM169 198H172L173 200H171V199H169ZM180 198H182V199H180ZM185 198V199H184ZM199 199V201H198V199ZM214 198V199H213ZM223 198V199H222ZM237 198V199H236ZM253 198H254V200H253ZM22 199V198H21ZM194 200L195 201V199H197L195 202H193L192 200ZM248 199V200H247ZM142 200V201H141ZM146 200V201H145ZM175 200V201H174ZM182 200H184L185 202H186V200H187V204H185V202L184 203H182L183 201ZM204 200V201H203ZM223 200H224V202H223ZM28 201V202H29ZM151 201V202H150ZM189 201H190V203H191V201L194 203L193 205H192V203L191 204H189ZM198 201V202H197ZM202 201V202H201ZM214 201V202H213ZM243 201V202H242ZM248 201H249V203H252V204H249L248 203ZM252 201H254V202H252ZM259 201V202H258ZM261 201V202H260ZM34 201L32 200V204L31 205H29V204H26V203H24V204H26L25 206H27V209L29 208V209H33L32 207H34V209L35 208H37L36 206V204L35 203H33ZM137 202V203H136ZM148 202V203H147ZM157 202V203H156ZM200 202V203H199ZM226 202V203H225ZM256 202L257 203H259V204H257V206H256ZM144 203H145V205H144ZM162 205H161V204ZM174 203V204H173ZM180 206V204H183V205H181V207L183 208V206H187L188 205V207L187 208H189V206H193L192 208L190 207V209H188V210H186V209H183L184 211H186V212H184V211H182V212H184V213H182L181 212V210H182V208L180 207V209H179V206L177 207V204ZM180 203V204H179ZM199 203V204H198ZM207 203V204H206ZM215 203H217V205L215 204ZM249 204V206L246 204ZM33 204H35L34 206H33ZM151 204L152 205V207H151V205L149 206V205ZM160 206H162V208H161V206L159 207L158 205ZM170 204V205H169ZM205 204H206V206H205ZM220 206H219V205ZM221 204H222V206H221ZM225 204H227L228 206H226ZM136 205V206H137ZM156 207H155V206ZM173 205H175V210H174V212H175V214H176V219H175V221H173V219L175 218H173L170 222H172V223H170L169 221H166V219H165V221L163 220V216L165 215H169L168 213H170V215H174V213H173V211H169L171 208H170V206L172 207V209L171 210H173L174 209V207H173ZM198 205H199V208H198ZM202 205H204L203 207H202ZM230 205V206H229ZM245 205V206H244ZM253 207H251V206ZM256 206V208H255V206ZM258 205H260V206H258ZM263 205V206H262ZM146 206H147V208H146ZM150 208H149V207ZM155 208H158V209H155ZM164 206V207H163ZM185 206V207H186ZM217 206V207H216ZM249 208H248V207ZM166 207V208H165ZM201 207V208H200ZM219 207V208H218ZM225 207L227 208L225 211H224V209H225ZM232 207V208H231ZM246 207V208H245ZM259 207V208H258ZM142 208V209H141ZM145 208V209H144ZM151 208H152V210L153 209H155V210H157L158 212H159V214H161L163 211H164V209H165V211H166V209H168L167 211H169L168 213L167 212H165L164 211V213H166V214H162L160 217H159V214H158V212H157V214H156V212H155V210L154 211H149V210H151ZM162 210H161V209ZM180 210H178V209ZM196 208V209H195ZM211 208V209H210ZM224 208V209H223ZM228 208H230V209H232V210H230V209H228ZM251 208V210H249ZM149 209V210H148ZM176 209L178 210V214L179 215H177V213H176ZM193 209V210H192ZM199 209V210H198ZM200 209H202V210H200ZM208 209H210V210H208ZM219 209H222V211L221 210H219ZM244 210V211H242V210ZM245 209H247V210H245ZM256 209V210H255ZM258 209H260V211H257ZM191 210V211H190ZM196 210V211H195ZM203 210H204V213H203ZM228 210V212H226ZM250 212H249V211ZM162 211V212H161ZM188 211V212H187ZM192 211H194L195 213H193ZM199 211H202V212H200L199 213ZM207 211V212H206ZM211 211V212H210ZM218 211V212H217ZM224 211V212H223ZM242 211V212H241ZM255 211H256V214H255ZM151 212V213H150ZM220 212H222V213H220ZM232 212V213H231ZM245 212V214H242V213H244ZM259 212V213H258ZM150 213V214H149ZM189 213H190V215L193 213V215H191V216H193V217H191L190 215H189ZM197 213H199V214H197ZM213 213V214H212ZM228 213V214H227ZM249 213V214H248ZM186 214H188L189 215V217H191V218H189L188 217V215H186ZM195 214H196V217H195ZM207 216H206V215ZM211 214V215H210ZM262 214H264V210H263V212H262ZM124 215H127V217L129 216V214H127V212L124 214ZM157 215V216H156ZM168 216L169 217V219H167V220H170V218H172L171 216ZM197 215H198V217H199V219H198V217H197ZM226 215H228L227 217H226ZM229 215H232V217H229ZM256 215V216H255ZM259 215V216H258ZM143 216V217H142ZM146 216V217H145ZM155 216H156V218L159 220H157L156 218H155ZM178 216H180V218L178 217ZM186 216H187V218H186ZM205 216V217H204ZM224 216H225V219H224ZM126 217V218H127ZM147 217H149V219H150V217H151V219L150 220H152V222L151 221H149V219L147 218ZM203 217V218H202ZM207 217H211V218H208L207 219ZM213 217V218H212ZM220 217V218H219ZM223 217V218H222ZM229 217V218H228ZM257 217V218H256ZM260 217H261V219H260ZM144 218V219H143ZM162 218V219H161ZM180 219V220H177V219ZM182 218V219H181ZM215 218V219H214ZM226 218H228V219H226ZM231 218V219H230ZM249 218V219H248ZM141 219H143V220H141ZM184 219V220H183ZM187 219V220H186ZM204 219V220H203ZM208 221H207V220ZM212 219V220H211ZM225 220V222H226V224L224 223L223 224V222H224V220ZM230 219V220H229ZM256 219H257V222H256ZM138 220H139V223H138ZM145 220H146V222H145ZM165 223V225H164V223H162V221ZM188 220L190 221V222H188ZM197 220V221H196ZM227 220H229V221H227ZM231 220H232V222H231ZM244 220V221H243ZM251 220V221H250ZM148 221L150 222V223H148ZM154 221H155V224H154ZM157 221V222H156ZM204 221V222H203ZM212 221V222H211ZM216 223V224H214V222ZM247 221V222H246ZM259 221H260V223H259ZM144 222V223H143ZM161 222V223H160ZM166 222H168V223H170V225L167 223V226H166ZM173 222H175V223H173ZM185 222V223H184ZM199 222H203V223H201V225L202 224H204V228H203V230H201L202 229V227H200V223ZM222 222V223H221ZM252 222V223H251ZM148 223V224H147ZM178 223H179V225H178ZM190 223V224H189ZM214 225H213V224ZM242 223L245 225V227H243L242 228V226H244V225H242ZM153 225V228H152V225ZM182 224V225H181ZM189 224V225H188ZM207 224V225H206ZM210 224H212V225H210ZM220 225V226H218V225ZM222 224V225H221ZM229 224V225H228ZM247 224V225H246ZM249 224V225H248ZM260 224V225H259ZM151 225V226H150ZM163 225V226H162ZM173 227H172V226ZM176 225V226H175ZM181 225V226H180ZM194 225H196L195 227L196 228H194V227H192V226H194ZM206 225V226H205ZM226 225V226H225ZM232 225V226H231ZM251 225H252V227H251ZM257 225V226H256ZM179 226V227H178ZM184 226V227H183ZM187 226V227H186ZM188 226H190V228L188 227ZM216 226V227H215ZM255 226V227H254ZM260 226V227H259ZM262 226V227H261ZM136 227V228H135ZM149 227V228H148ZM165 227H168V229H170V231L168 230V229H166ZM180 227L181 228H183V229H181V231L179 230L180 229ZM248 227V228H247ZM171 228H173L174 229V232L177 230V228H178V232L176 231L175 232V234H174V232H173V230H171ZM184 228H185V230H184ZM187 228V229H186ZM189 228V229H188ZM198 229L197 231H198V234H195V233H197V231L194 233V234H191V233H193V229ZM214 228V229H213ZM247 228V229H246ZM256 228V229H255ZM258 228V229H257ZM263 228V229H262ZM136 229V230H135ZM150 229V232H148V235L147 236H151V234H153L151 237H153V238H150V236H149V239H147L146 240V242L148 241H150V239H152V241L151 242H149V243H145V239H143L144 238V235H146L147 233H144V232H146V230H149ZM207 231H206V230ZM222 229V230H221ZM223 229H227V230H223ZM231 229V230H230ZM250 231H249V230ZM257 231H255V230ZM261 229V230H260ZM137 230H140V232H141V234L142 233H144V234H142V237H139V231H137ZM152 230H154L153 232H151ZM190 232H188V231ZM202 232H201V231ZM211 230H213L212 232H210ZM263 230V231H262ZM136 231H137V233H136ZM155 231H156V234H154L155 233ZM186 231H187V234H186ZM192 231V232H191ZM200 231V232H199ZM243 231H245V232H243ZM253 231V232H252ZM254 231H255V233H254ZM139 232V233H138ZM185 232V234H183ZM208 232H210V234H208ZM214 232V233H213ZM224 234H226V235H224ZM135 233H136V235H135ZM158 233V234H157ZM159 233H161V234H164V235H162V237H164L162 240H161V235L159 234ZM178 233H181V234H178ZM190 235H189V234ZM201 233H203L202 235H201ZM229 233V234H228ZM234 233V234H233ZM256 233L258 234V235H256ZM262 233H263V235H262ZM140 234V235H141ZM185 235V236H187L186 238H185V236L183 237V235ZM214 234H215V236H214ZM248 234V235H247ZM125 235L127 236L126 237V239H122V238H125ZM130 235H132V237L130 236ZM137 235H138V237L139 238H137ZM155 235H159L158 236V238H157V236H156V238L159 240L158 242H155V241H157L156 240V238H155ZM180 235V237H181V235H182V237L180 238V240H179V242L177 241V239H178V236ZM193 235V236H192ZM196 235H198V238L196 237ZM245 235V236H244ZM255 235V237H253ZM147 236H145V238H147ZM188 236H189V239H188ZM202 236V237H201ZM207 236V237H206ZM217 236V237H216ZM229 236V237H228ZM232 236V237H231ZM244 236V237H243ZM258 236V237H257ZM121 237V238H120ZM176 238V239H174V238ZM194 237H196V238H194ZM223 237V238H222ZM234 237V238H233ZM236 237V238H235ZM249 237V238H248ZM251 237V238H250ZM142 239V240H144V241H142V240H138V239ZM167 238V239H166ZM168 238H171V239H169V241L167 242L166 240H168ZM184 238V239H183ZM194 238V239H193ZM208 238H210V239H208ZM263 240H262V239ZM165 239V240H164ZM182 239V240H181ZM208 239V240H207ZM215 239V240H214ZM249 239H251V241L249 240ZM256 241H255V240ZM128 240V242H126ZM131 242H130V241ZM135 240V241H134ZM136 240H138V242H136ZM154 240V241H153ZM174 242H173V241ZM184 240V241H183ZM194 241L195 243L193 244L192 243V245H191V242L189 241V242H187V241ZM206 240V241H205ZM214 240V241H213ZM263 242H262V241ZM140 241H142V243L140 242ZM161 241V242H160ZM164 241H165V243H167V244H165L164 243ZM183 241L184 243H181V242ZM187 243H186V242ZM197 241V242H196ZM200 241V242H199ZM204 241V242H203ZM218 241V242H217ZM233 241V242H232ZM249 243H248V242ZM111 242V243H110ZM132 242H133V244H132ZM134 242H136L137 243V246H136V244L134 243ZM155 244H154V243ZM162 242H163V244L166 246H164L163 244H162ZM169 242H171V243H169ZM177 242V243H176ZM213 242V243H212ZM216 242V243H215ZM254 242L255 243H257L256 245L254 244ZM261 242L263 243V244H261ZM109 243V244H108ZM138 243H140L139 244V246H141V249H139V247H138ZM146 244V245H143V244ZM159 245V247H158V245ZM204 244V246H203V244ZM211 243V244H210ZM224 243V244H223ZM230 243V244H229ZM135 244V245H134ZM142 244V245H141ZM168 244H169V247H168ZM177 244V245H176ZM188 244V245H187ZM191 246H193L192 248H189V247H191ZM196 244H199L198 246L196 245ZM202 244V245H201ZM229 244V245H228ZM232 244V245H231ZM234 244V245H233ZM239 244V245H238ZM250 244V245H249ZM259 244H261V245H259ZM113 245V244H112ZM129 245H127V246H129ZM148 245H150V247L148 246ZM175 245H176V247H175ZM180 245V246H179ZM181 245H183V246H185V247H183V246H181ZM196 246V248L194 249V247ZM201 245V246H200ZM221 245V246H220ZM223 245V246H222ZM135 246H136V248H137V250L139 251V253H135L137 250L135 249ZM145 246V247H144ZM163 246V249L161 248V247ZM172 246V247H171ZM182 247V250H185V248L186 249H189L190 251H192L191 253L189 252V250H185V251H181L180 249H179V247ZM226 246V248H223V247H225ZM249 246V247H248ZM261 249V250H259V248ZM142 247H143V249H142ZM147 247V248H146ZM149 247V248H148ZM157 247L159 248L158 250H157ZM167 247H168V249H167ZM178 247V248H177ZM188 247V248H187ZM231 247V248H230ZM133 248V249H132ZM146 248V249H145ZM151 248H153V249H151ZM170 248V249H169ZM173 248V249H172ZM230 248V249H229ZM258 248V250H256V249ZM145 249V250H144ZM147 249H149V251L150 250H152V251H148ZM156 249V250H155ZM162 249V250H161ZM177 251H176V250ZM136 250V251H135ZM160 250V251H159ZM166 250V251H165ZM172 250V251H171ZM175 250V251H174ZM254 250V251H253ZM106 251V252H105ZM125 251H123V255L122 256H120V253L122 252H120L119 253V255L116 257L117 259V261H115V260H113L114 258H115V256L114 255H112V254H110V253H108V255H107V258H110V257H112V258H110V259H106V260H104L103 259V261L102 260H99V261H101L100 263L102 264H105L104 262H106V261H108V262H106V263H109V264H112V263H119V264H122L124 261H127V259H129L130 258V255L129 256H126V255H128V253H125ZM146 251V252H145ZM153 251H154V253L155 252H157V253H155V255L154 254H148V253H153ZM158 251H159V253H158ZM168 251H171V252H168ZM179 251V252H178ZM258 251H260L259 253H258ZM97 252V253H96ZM98 252H101L103 255L100 257V254H98ZM144 252H145V254H144ZM173 252V253H172ZM184 252V254H183V256H185L186 258H184L183 256V258L184 259H182L181 258V256L180 255H182V253ZM186 252H188V253H186ZM230 252V253H231ZM254 252V253H253ZM91 253H93L94 255H95V257H94V255H92ZM97 255H99V256H97ZM146 253H147V255H146ZM163 253H164V255H163ZM165 253H167V254H165ZM170 253V254H169ZM176 253H178V254H176ZM180 253V254H179ZM190 253V254H189ZM236 253H237V251H236ZM156 254H160L161 256H163V258L162 257H160V256H158L157 255V257H155L156 256ZM168 254L169 255H171L170 256V258L168 257ZM187 254H188V257H187ZM260 254V255H259ZM110 255V257H108ZM112 255V256H111ZM125 255V256H124ZM150 255V256H149ZM189 255H190V257H189ZM253 255H256L257 257L256 258H254L253 257ZM91 256H93L92 257V259H91ZM113 256H114V258H113ZM145 256V257H144ZM165 256H167V258L165 257ZM176 256V257H175ZM62 257H64V259L66 260V258H65V256H62ZM61 257V258H62ZM122 257H124V258H122ZM127 257V258H126ZM142 257H144V258H146V260H144ZM152 257H154V258H152ZM159 257L162 259V261H158L159 260ZM165 257V258H164ZM88 258H90L91 260H89ZM96 258H97V260H96ZM99 258V259H98ZM118 258H119V260L120 261H122V260H124L123 262H119V260H118ZM151 258V259H150ZM158 258V259H157ZM173 258V259H172ZM181 258V259H180ZM64 259H62V262H61V259H59L58 260V262H59V264H66V263H64L65 262V260ZM94 259V260H93ZM148 259H150V261L153 259V261L152 262H150V261H148ZM179 259V260H178ZM190 259V260H189ZM257 259V260H256ZM93 260V261H92ZM114 262H113V261ZM130 260V259H129ZM128 260V261H129ZM143 260V261H142ZM188 260V262H186ZM91 261V262H90ZM112 263H111V262ZM146 261V262H145ZM174 261V262H173ZM259 261V260H258ZM156 262H158V263H156ZM176 262V263H175ZM179 262V263H178ZM94 263V262H93Z\"/></svg>",
    "mask_w": 264,
    "mask_h": 264
},
{
    "label": "water",
    "instance_id": "water-1",
    "mask_svg": "<svg viewBox=\"0 0 264 264\" xmlns=\"http://www.w3.org/2000/svg\"><path fill=\"white\" fill-rule=\"evenodd\" d=\"M192 2V0H145V5L148 14L153 20L178 31L185 30L197 40H201L202 43L207 45L209 41H211L216 53H220L222 50L228 51L233 39L237 40L244 37L243 48H238L235 51H231L232 49L230 48L228 54L242 52L248 45L247 40L250 41V37H254V35L256 36V40L252 42L256 43L258 49L264 50V8L262 9L263 11L259 13L254 12L253 14H247L244 13L243 10L238 11L235 16L228 15V17H225V15L221 13L218 14L219 16L214 17L209 13L211 12L210 10H212L211 6L209 7V12L206 9L202 11H192L189 5ZM164 11L179 17L180 21L186 18L190 20H187L184 24L178 25L165 16L163 14ZM224 20L226 21L222 22ZM248 31H253L254 34L250 35ZM238 35H240V38L237 37ZM227 38H229L228 40L230 41L228 45L224 43ZM226 47L228 48L226 49Z\"/></svg>",
    "mask_w": 264,
    "mask_h": 264
},
{
    "label": "snow or ice",
    "instance_id": "snow-or-ice-1",
    "mask_svg": "<svg viewBox=\"0 0 264 264\" xmlns=\"http://www.w3.org/2000/svg\"><path fill=\"white\" fill-rule=\"evenodd\" d=\"M256 11L259 13L261 11V9L257 8ZM235 15H236V13L234 12L233 16H235Z\"/></svg>",
    "mask_w": 264,
    "mask_h": 264
}]
</instances>
